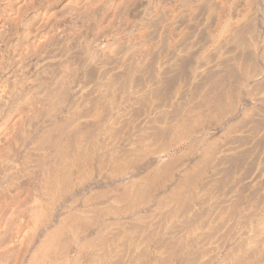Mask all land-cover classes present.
<instances>
[{
    "label": "bare ground",
    "instance_id": "bare-ground-1",
    "mask_svg": "<svg viewBox=\"0 0 264 264\" xmlns=\"http://www.w3.org/2000/svg\"><path fill=\"white\" fill-rule=\"evenodd\" d=\"M103 1H105V4L106 2L108 3L111 2L110 0H0V203L2 206H5V209L8 208V210L11 209V213H7L9 212L8 210H4L7 215L6 217L9 215H11L10 217H12L13 220H17V223L16 221L13 222V220H8V219H11L10 217H7V220H8V224L9 226L10 225V222L12 221L13 223H11L14 227H7V220H5V226L4 224H2V222L0 221V249L4 246L6 247V245H11L12 249L14 250L13 251V254L16 255L14 256L12 253H10L12 250H11V247L9 248L10 251H7L9 252L8 254H10V258L11 257H16L15 261L18 262V264H23L22 262L24 260H26V256H28L26 254V252L29 251V248L31 247V245L33 244V240L36 233H37V230H38V227L41 228L39 226L40 224V221L39 219L41 218L42 215H45L47 211H49V215L52 214L53 211H50L52 210L53 208L52 207H47L46 204L49 202L50 205H51V202L53 203V201H59V200H63V202L66 204V202L64 200H67L68 201V198L70 197L69 195L71 194V196L73 197L72 195V192L74 191L73 188L77 185L79 187V185L82 186L83 182L85 181V183L88 181L86 178H88V173H89V169L92 168L93 169V165L92 164H89V163H92V161L90 160V158L92 159L91 156H93L95 158V156L93 155V153L97 152L93 149H95V146L97 142V139H98V136L104 132L105 135L104 137L108 138L111 136V140H112V137L115 135L112 134V131H116L114 128L115 123H116V120H117V117L119 118V115L117 116V113H118V110H115V109H118L117 107L114 109L113 105L115 103H118L117 101H113V87L112 85H115L117 84L115 81H119L120 78L123 76L118 74L119 76L121 77H118L117 73V77L119 78H115V84L112 83V80H114V76L115 74H111L113 75V77L111 75H109V77L107 76V78L105 77V73H109V71L105 70V73H104V76L102 78V75L99 74V72L97 73L96 76H92V78L90 79H87L89 77V74H90V70H93L94 68L97 69L96 67L98 66L95 65V63L97 62H100L99 60H95L96 62L93 63L94 64V67L92 66L93 69H87L88 68V64L90 63L87 56L85 57H81V59H79L80 61L75 65H73L71 63V57L70 55H74L76 49L73 48V41L75 39V36H78L79 35V39H80V45L82 44V40L84 39V37L88 36L87 34H89V32L87 33V31H89V29H92L93 27H96L98 28L99 27L100 29H102L104 23H108V25L104 26V28H106L108 26V29L107 31H105L104 33V37L107 38V39H112L114 41L113 44L115 45H111V46H119L120 49L122 48L123 51L121 52L122 55L121 56H124V55H129L132 56V55H138V58L137 57H133L134 61L130 60L131 62H134V65L133 63H129L132 66V69L129 70V69H126L125 66L123 69L122 68V65L120 66L124 71L126 70V72H123L125 73L124 74V77H128L127 80L130 81V82H127L130 86L129 83L132 84L134 78L136 79V75L137 73L139 74V72L141 71L140 68L144 67L146 62L149 60L148 56L149 55H154L155 51L157 49H159L163 46L167 47V48H170L171 52L170 54L173 55L172 57L174 58L175 55H190L192 58L194 56L192 55H206L205 57V60L204 59H201L204 60V63L206 62L207 58H208V55H230V54H234V55H264V0H123L125 2H123L124 4V9L121 10V13L124 14L123 17L125 18V16H129V17H132V18H135L136 19V24H132L134 26H132L131 28H120L121 27V22L123 21L122 20V14L120 15V13L117 12V8H119L120 6H123L122 4L120 5V3H122L120 0H117V1H120V3H115L116 6L119 4V7H116V9H113L111 10V7L112 8H115L113 5L112 6H108L107 9L105 10H108L109 7H110V11L109 13H106V14H102V12L99 14L97 11H101V9L105 8V6H107V4L105 5L104 4V7L102 6L103 4L101 3H104ZM113 2V1H112ZM116 2V1H114ZM109 4V3H108ZM112 4V3H111ZM110 5V4H109ZM101 6L103 8H101ZM101 8V9H100ZM123 8V7H122ZM124 10V11H123ZM103 11V10H102ZM107 12V11H105ZM102 14V15H101ZM127 21V20H126ZM124 22V21H123ZM157 22L158 23V26H159V29L157 24L155 23ZM101 24H103L101 26ZM124 24H129L127 22H125ZM153 24H156L157 28L154 29L155 30H159V32L156 33V36L152 35L151 31H153L152 29V26ZM96 28L94 29V32L96 30ZM191 29H194L192 32H190ZM86 31V32H85ZM92 32V30H90ZM97 32V30H96ZM20 33V38L18 37L17 41L15 43H13V37L16 36V35H19ZM103 32H101L102 34ZM96 33H94L95 35ZM199 34H204L203 38L202 37L200 39V41H198V37H199ZM92 35V34H90ZM202 36V35H200ZM94 37V36H92ZM101 36L99 35L98 38H100ZM103 37V38H104ZM78 38V37H77ZM101 39V38H100ZM14 40H16V37L14 38ZM205 40V42H204ZM77 40H75L74 44H77L76 42ZM95 40H93V43ZM102 41V39H101ZM204 43H202V42ZM200 42V43H199ZM84 43V42H83ZM202 43V44H201ZM88 45V44H87ZM77 46V45H76ZM84 46L86 47L85 43H84ZM82 45L79 46L81 47V49L84 47ZM104 46V45H103ZM110 46V47H111ZM78 47V46H77ZM108 47V46H107ZM106 47V48H107ZM109 48V47H108ZM113 48V47H112ZM75 49V51H74ZM79 49V48H77ZM85 49V48H84ZM84 49L82 51H84ZM118 49V48H117ZM118 49V50H120ZM86 50V49H85ZM112 50V49H111ZM162 50H165L164 48ZM80 51V50H79ZM77 51V52H79ZM113 51V50H112ZM160 52V49L158 50ZM157 51V52H158ZM81 52V51H80ZM85 52V51H84ZM102 52V51H101ZM108 52V51H106ZM105 52V53H106ZM117 50L115 51L116 55H117ZM156 52V53H157ZM158 52V53H159ZM166 52V51H165ZM96 53V52H95ZM120 53V54H121ZM155 53V54H156ZM93 54V53H92ZM103 54V53H102ZM111 54V53H110ZM110 54H107V55H110ZM114 54V52H113ZM161 54V53H160ZM159 54V55H160ZM169 54V53H168ZM21 55H26L25 59L24 57L22 56V58L20 57ZM84 55H90V54H84ZM94 55V54H93ZM98 55V54H96ZM106 55V54H105ZM164 55V53H162L160 56ZM100 56V55H99ZM120 56V57H121ZM194 57V66L191 64V68L190 72H192V77L194 79H197V76H200V75H204V73L207 72V70H210L211 68H213L211 65L212 62L210 61H213V60H208V62H206L205 64L202 62V64H198L199 63V59L200 57ZM78 58H80L78 55H77ZM111 56H109L110 58ZM128 57V56H127ZM178 57V56H176ZM190 57V58H191ZM247 57V56H246ZM254 57V56H253ZM262 57V56H261ZM260 57V59H261ZM95 58V57H94ZM104 58V57H103ZM108 58V57H107ZM106 58V59H107ZM119 58V56H118ZM123 58V57H121ZM137 58V60H136ZM151 58V57H150ZM183 58V56H182ZM130 59V58H129ZM155 58H153L152 60L153 61H156L158 58L156 57V60H154ZM188 59V58H187ZM250 59V58H248ZM247 59V60H248ZM255 59V58H254ZM128 60V58L126 59ZM151 60V61H152ZM179 60V58H178ZM176 60V61H178ZM181 60V59H180ZM191 60V59H190ZM223 60V59H222ZM102 61V60H101ZM104 61H106L104 59ZM111 61V60H110ZM118 61V59H117ZM135 61H136V64H135ZM175 61V62H176ZM183 60L179 61V62H182ZM187 61V60H186ZM122 62V61H121ZM126 63L129 62L128 61H125ZM165 62V61H163ZM161 60H158L157 61V65H156V68L154 70L153 73H151L150 76H148L150 79H145V82H142V80H139L140 78H138V80L140 81V84L141 87H142V91L144 92H147V93H150L149 95L150 96H154L156 95V92L158 91V89H161L160 91H158L159 93L158 94H162V89H165L164 88H160L161 86H163L164 82L167 80L164 81V78H166V75H167V72H166V68H165V65L167 62H165V64L163 63ZM171 62V61H169ZM185 62V61H184ZM218 62V61H217ZM236 62V61H235ZM92 63V62H91ZM90 63V64H91ZM96 63V64H97ZM118 63V62H116ZM120 63V62H119ZM119 63L117 65H119ZM125 63V64H126ZM155 63V62H153ZM214 63V62H213ZM244 63H246L244 61ZM249 63V62H248ZM107 64H108V61H107ZM178 64V63H177ZM195 64L197 66H195ZM204 64V65H203ZM103 65V64H101ZM128 65V63H127ZM126 65V67H127ZM168 65V64H167ZM200 65V66H199ZM218 65V64H217ZM216 65V66H217ZM96 66V67H95ZM116 66V65H115ZM114 66V70L115 71V68L118 67ZM130 66V65H128ZM179 66V65H178ZM193 66V67H192ZM237 66V65H235ZM248 66V65H247ZM246 66V67H247ZM10 67L12 69V71L10 70ZM119 67V68H120ZM183 67V66H182ZM215 67V65H214ZM225 67V66H224ZM241 67H243L241 65ZM256 67V66H255ZM99 68V67H98ZM103 68V67H102ZM128 68V67H127ZM179 68V67H178ZM235 68V67H234ZM245 68V66H244ZM242 68V69H244ZM250 68V67H249ZM94 69V70H95ZM171 70V68H169ZM168 69V70H169ZM174 69V68H173ZM183 69V68H182ZM238 69V67H237ZM236 68L234 70H237ZM248 69V68H246ZM89 70V71H88ZM92 72V74L94 73L95 75V72L96 70ZM186 70V69H185ZM228 70V69H226ZM241 70V69H240ZM250 70V69H249ZM255 70V69H254ZM258 70V69H257ZM18 71H20L19 73L26 77L27 74H29L30 76L25 78L26 80L22 83H20L21 81L19 80L20 77L18 79H13L12 77L15 76V75H12L14 73H18ZM100 71V69H99ZM130 71V72H129ZM145 71V70H144ZM148 71V69H147ZM174 71V70H173ZM220 71V70H219ZM242 71V70H241ZM111 72V70H110ZM120 72V71H119ZM118 72V73H119ZM211 72V71H210ZM245 72V71H244ZM250 72V71H249ZM251 72H253L251 70ZM250 72V73H251ZM258 72V71H257ZM107 73V74H108ZM144 73H147V72H144ZM187 73V72H186ZM220 73V72H219ZM110 74V73H109ZM128 74V76H126ZM141 74V73H140ZM178 74V73H177ZM206 74H210L209 72L206 73ZM247 74H248V71H247ZM258 73H256V75L254 74L250 79H252L253 82H256L258 81L261 76H260V73L257 75ZM202 75V76H203ZM212 75V74H211ZM227 75V74H226ZM245 74L243 73V76ZM252 75V74H250ZM143 76V75H141ZM169 76H170V73H169ZM178 76V75H177ZM189 76V74H188ZM201 76V77H202ZM206 75H204L202 78H204ZM210 76V75H209ZM208 76V78H209ZM214 76V75H212ZM218 76V75H217ZM221 76V75H220ZM248 76V75H247ZM246 76V77H247ZM263 76V75H262ZM18 76H15V78H17ZM116 77V76H115ZM140 77V75L138 76ZM144 77V76H143ZM200 77V78H201ZM216 77V75H215ZM222 77V76H221ZM250 77V76H249ZM264 77V76H263ZM77 78L78 79V82L75 86H73V83L75 82L73 79ZM106 78V79H105ZM123 79L121 78L122 80L121 81H125L126 79ZM169 78V77H168ZM187 78V77H186ZM206 78V77H205ZM212 77H210L211 79ZM225 78V77H224ZM223 78V80H224ZM240 78V77H239ZM12 79V80H11ZM117 79V80H116ZM173 79V78H172ZM170 79V83L171 84V80ZM213 79V78H212ZM245 79V77H244ZM247 79V78H246ZM264 79V78H263ZM137 80V79H136ZM147 80V81H146ZM189 80V79H187ZM222 80V78L220 79V81ZM222 80V81H223ZM227 80V79H226ZM242 80V79H241ZM249 80V79H248ZM77 81V80H76ZM135 81V80H134ZM144 81V80H143ZM168 81V82H169ZM176 81V80H174ZM174 81H172L174 83ZM179 81V80H178ZM200 81V79H199ZM207 82L209 81L206 80ZM211 81V80H210ZM225 81V80H224ZM229 81V80H228ZM227 81V82H228ZM167 82V83H168ZM182 82V81H181ZM190 82V81H189ZM214 82V81H213ZM226 82V84H227ZM242 82V81H240ZM263 82V80H262ZM11 83V84H10ZM112 83V84H111ZM119 83V82H118ZM138 83V82H136ZM177 83V82H175ZM179 83V82H178ZM199 83V82H198ZM209 83V82H208ZM208 83H205L208 84ZM219 84V82H215L214 84ZM250 83V82H249ZM11 86H10V85ZM120 84V83H119ZM124 84V82H123ZM168 84V85H169ZM182 84V83H180ZM192 84V83H191ZM201 84V83H200ZM213 84V83H212ZM222 84V83H221ZM225 84V85H226ZM232 84V83H231ZM254 84V83H253ZM261 84V83H260ZM263 84V83H262ZM118 85V84H117ZM121 85V84H120ZM139 85H137L138 87H140ZM167 85V87H168ZM204 85V83H203ZM224 85V84H223ZM239 85V84H238ZM258 85V84H257ZM256 85V86H257ZM193 86V85H192ZM207 86V85H206ZM228 86V85H227ZM226 86V87H227ZM240 86V85H239ZM254 86V85H252ZM263 86V85H261ZM116 87V86H115ZM118 87V86H117ZM121 87V86H120ZM119 87V88H120ZM126 87V86H125ZM124 87V88H125ZM134 87V86H133ZM178 87V85H177ZM181 87V85H180ZM180 87H178V89H180ZM195 87V86H194ZM199 86H197L198 88ZM203 86H201L202 88ZM234 87V86H233ZM264 87V86H263ZM262 87V88H263ZM128 88V87H126ZM130 88V87H129ZM169 88V87H168ZM171 88V87H170ZM183 88V86L181 87ZM200 88V87H199ZM205 88V87H203ZM211 89L210 90H214L212 87H210ZM235 88V87H234ZM248 88V87H246ZM254 88V87H253ZM260 88V87H258ZM257 88V89H258ZM115 89V88H114ZM118 89V88H117ZM136 89V87L134 88ZM206 89V88H205ZM233 89V88H232ZM240 89V88H239ZM255 89V88H254ZM113 90V91H112ZM119 90V89H118ZM141 90L138 89V92L136 91L134 94L137 95L136 93H140L141 94ZM176 90V89H175ZM174 89H172V91L174 92L175 91ZM186 90V89H185ZM184 90V92H185ZM209 90V89H207ZM217 90V89H216ZM235 90V89H234ZM245 90V89H244ZM249 91V89H247ZM259 90H262L261 88ZM134 90H132L131 92H133ZM171 91V93H172ZM192 91V90H191ZM247 91V92H248ZM129 92V91H128ZM165 92V91H164ZM182 92V91H181ZM194 92V91H193ZM167 93V92H166ZM175 93V92H174ZM179 93V92H177ZM183 93V92H182ZM181 93V96L183 97L184 94ZM222 93H224L222 91ZM229 93V91H228ZM237 93V91L235 92ZM261 93V92H259ZM256 92V94L252 95V97L254 99H256V95L259 94ZM129 94V93H128ZM143 94V93H142ZM141 94V95H142ZM169 94V92H168ZM221 94V93H220ZM225 94H227L225 92ZM238 94V93H237ZM247 93H245L246 95ZM253 94H254V91H253ZM145 95V93H144ZM142 95V99H146V101L149 100V95L146 94L145 96H147V98H145V96ZM175 96L173 97H176L177 94H174ZM180 95V94H179ZM212 95V94H211ZM224 95V94H223ZM244 95V94H243ZM248 95H249V92H248ZM115 96V95H114ZM129 96V95H128ZM127 96V97H128ZM133 96V94H132ZM139 96V95H138ZM157 96V95H156ZM155 96V98H156ZM159 96V95H158ZM157 96V97H158ZM167 96V95H166ZM171 96V95H170ZM168 96V97H170ZM180 96V97H181ZM220 96V95H219ZM222 96V95H221ZM220 96V97H221ZM240 96V94L238 95ZM257 96V97H258ZM144 97V98H143ZM150 97L152 100L153 98ZM173 97L171 99H173ZM178 96V98H180ZM181 97V99H182ZM206 97V96H205ZM204 97V98H205ZM209 97V96H208ZM207 97V98H208ZM218 97V95H217ZM218 97V99L220 98ZM237 97V96H236ZM236 97H232L233 98H236ZM246 97V96H245ZM108 98H111V99H108ZM119 98V97H118ZM124 98V97H122ZM140 98V99H141ZM154 98V99H155ZM169 98V99H170ZM184 98V97H183ZM203 98V97H202ZM205 98V99H207ZM215 98V97H214ZM226 98V97H225ZM260 98V97H259ZM263 98V97H262ZM108 99V101L106 100ZM150 99V100H151ZM160 99V98H159ZM181 99L179 101H181ZM185 99V98H184ZM191 99V98H190ZM193 99V98H192ZM191 99V101H192ZM216 99V100H218ZM230 101H231V98H229ZM238 99V98H237ZM264 99V98H263ZM118 100V99H117ZM139 100V99H138ZM149 100V102H150ZM174 100V99H173ZM183 100V99H182ZM189 100V99H187ZM194 100V99H193ZM196 100V99H195ZM200 100V99H199ZM204 100V99H202ZM209 100V99H208ZM222 100V98H221ZM225 100V99H224ZM239 99H238V102H240ZM262 100V99H261ZM259 99V101H261ZM140 101V100H139ZM142 101V100H141ZM156 101V100H155ZM166 101V100H165ZM168 101V99H167ZM170 101V100H169ZM190 101L191 105H192V102ZM229 101V102H230ZM237 101V100H236ZM251 101V100H250ZM257 101V100H256ZM115 102V103H114ZM128 102V101H126ZM147 102V103H149ZM158 102V101H156ZM155 102V103H156ZM210 102V101H209ZM221 102V101H220ZM227 102V101H226ZM232 102H235V101H232ZM232 102H231V105H232ZM254 102V101H253ZM140 103V102H139ZM146 103V104H147ZM153 103V102H151ZM159 103V102H158ZM161 103V102H160ZM159 103V104H160ZM163 103V101H162ZM161 103V106L163 105ZM169 102H167L166 104L168 105ZM185 103H188V102H185ZM183 102V105L182 106H186L184 105L185 104ZM189 103V104H190ZM212 103V102H211ZM211 103H207L206 107L208 106L209 110L205 108L206 112H203L205 110H202L201 108H199L198 106L200 105H197L196 104V107H193V106H190L188 104V106L186 107H181L182 109H177V111L175 112L174 110L171 111L172 115L173 113H175L174 116H172L171 119H168L169 116H166V119L164 121V119L162 117H160V120L162 118V121L165 122L164 126L160 129H159V125L157 126L158 129H155L157 131H160L161 135H156L155 130L154 131H151L152 134H150L151 132L148 131L149 127L146 128L147 126H145L144 130L142 129V131L144 132V134L142 133V137L140 134V141L138 139V137H136L137 135L136 134H133V136L138 140V143H139V146L135 144V148H134V151L137 152L136 154L132 155L130 153L134 152L132 150V152L128 151L129 149H126L127 152L122 149L124 151V154L126 152V154L128 152L129 155H131V157L128 155L127 157L128 158H132L133 156L136 157V155L138 156V154L142 153L141 155L139 154V156H143L144 155V159L143 157H137V160H141V162H143L146 157L148 156H153V157H158L160 156L161 154L163 153H167V152H170L171 149L173 148H182V146L186 145V144H189L191 145L192 148H194L196 145V143H198L199 139H195L196 136L199 134V133H204L205 132V129H214L215 127H219V126H224V118L227 117L226 116V112L224 113L225 114V117L222 113L223 110L219 111V109H216L215 110H218L219 112H221V114L223 115L218 117V113L214 111H212V108L215 106H211ZM218 103V102H217ZM224 103V102H223ZM243 103V102H242ZM258 103V102H257ZM179 104V103H178ZM199 104V103H198ZM240 104V103H239ZM89 105H92V109H89ZM117 105V104H116ZM143 105V104H142ZM149 105V106H148ZM147 106L150 107V103L148 104ZM203 105V104H202ZM220 105V104H219ZM229 105V104H228ZM236 104H234L233 107H236L235 106ZM244 105V104H243ZM147 106H145V108L147 109ZM154 106V105H153ZM158 107V104L155 105L154 107H152V109L154 108L156 110L155 107ZM160 106V107H161ZM212 108H211V107ZM222 107H220L221 109L223 108V105H221ZM225 106V105H224ZM238 106V105H237ZM119 107V106H118ZM163 107V106H162ZM165 107V106H164ZM163 107V108H164ZM172 107V106H171ZM217 107V106H216ZM231 107V106H229ZM246 107V105L244 106ZM252 107V106H250ZM104 108H106L104 110ZM144 108V109H145ZM159 108V107H158ZM157 108V110H158ZM219 108V107H218ZM242 108V107H241ZM248 108V107H247ZM246 108V109H247ZM255 108V107H254ZM257 108H260V107H257ZM160 109V108H159ZM231 109V108H230ZM236 108H234L235 110ZM251 109V108H250ZM128 110V109H127ZM162 110V108H161ZM226 110V109H224ZM238 110V109H237ZM259 110V109H258ZM104 111L106 113H108L107 117L103 116V113ZM129 111V110H128ZM145 111V110H144ZM143 111V112H144ZM148 113H153L152 111L149 110L148 108ZM160 111V110H159ZM163 111V110H162ZM166 111V110H165ZM164 111V112H165ZM248 111V112H247ZM247 113L251 114V112H249V109H247ZM251 111V110H250ZM262 111V110H261ZM264 111V110H263ZM262 111V113H263ZM146 112V111H145ZM161 112V111H160ZM228 112V111H227ZM256 112V110L254 111ZM150 113V115H152ZM157 112H155L156 114ZM170 113V111L168 112V114ZM205 113V114H204ZM229 113V112H228ZM231 113V112H230ZM234 115L236 113L232 112ZM240 111L237 113L239 115ZM120 114V113H119ZM128 114V113H127ZM136 114V113H135ZM142 114V113H141ZM231 114V115H233ZM241 114V113H240ZM245 116L247 114H245V112L243 113ZM258 114V113H257ZM126 115V114H125ZM229 115V114H227ZM230 115V116H231ZM233 115V116H234ZM252 115V114H251ZM262 115V114H261ZM264 115V114H263ZM121 116H123V113H121ZM120 116V117H121ZM129 116V115H128ZM142 116V115H141ZM157 116H160V115H157ZM212 116V117H211ZM230 116L228 118H230ZM231 116V118L233 117ZM244 116V117H245ZM104 117V118H103ZM150 117V116H149ZM207 117H211V118H216V119H209L208 122H210L211 120H216L215 122L216 123H211L210 124H207ZM241 117V116H240ZM238 116V118H240ZM106 118V119H105ZM146 118V117H145ZM154 118V117H153ZM236 118V117H235ZM260 118V116H259ZM129 119V118H128ZM156 119V118H155ZM241 119H243L241 117ZM240 119V120H241ZM263 119V116L262 118ZM125 120V119H124ZM154 120V119H153ZM158 120V118H157ZM156 120V121H157ZM160 120H158V124L160 122ZM233 121V119H231ZM236 120V119H235ZM239 120V119H238ZM119 121V119H118ZM118 121L116 123V125L118 124ZM123 121V120H122ZM128 121V120H127ZM132 121V120H130ZM144 121V120H143ZM155 121V122H156ZM226 121V120H225ZM250 121V120H249ZM248 121V122H249ZM258 121V119H257ZM260 121V120H259ZM121 122V121H120ZM140 123L142 122L139 121ZM149 122V121H148ZM237 122H240V121H237ZM147 123V122H146ZM150 124L152 123L153 124V121L151 120V122H149ZM253 123V122H252ZM257 123V122H256ZM263 122H260L258 124H262ZM123 124V122H122ZM144 124V122L142 123ZM163 124V122H162ZM161 124V125H162ZM228 126L227 127V130L226 133L222 134V135H225V134H228L227 132H229V134L231 133L234 127L233 124H229V123H226ZM264 124V123H263ZM237 125V123H236ZM119 126V125H118ZM122 126V125H121ZM130 126V125H129ZM137 126V125H136ZM143 126V125H142ZM151 126V125H150ZM246 126V125H245ZM258 126V125H257ZM135 127V126H134ZM138 127V126H137ZM144 127V126H143ZM154 124H153V129H154ZM236 127V126H235ZM234 127V128H235ZM260 127V126H259ZM262 127V125H261ZM123 128V127H122ZM125 128H128V126ZM139 128V127H138ZM141 128V127H140ZM224 129H226L225 127H223ZM222 128V129H223ZM237 128V127H236ZM114 129V130H113ZM124 129V128H123ZM122 129V130H123ZM129 129H132V128H129ZM126 132H128V130ZM135 129V128H134ZM146 129L148 132H146ZM218 129V128H217ZM221 129V127H220ZM218 129V130H220ZM223 129V130H224ZM150 130L151 127H150ZM222 130V131H223ZM241 130H242V127H241ZM254 130V129H253ZM118 131V130H117ZM120 131V129H119ZM118 131V132H119ZM124 131V130H123ZM122 131V133H123ZM132 131V130H130ZM137 131V130H136ZM208 131V130H207ZM111 135H107V134H110ZM135 131H133L134 133ZM150 132V133H149ZM213 132V131H212ZM216 132V131H215ZM225 132V131H224ZM234 132V131H233ZM235 132H238V135H239V132L241 133L242 131H239V130H236ZM234 132V133H235ZM254 132V131H253ZM256 132V131H255ZM95 133V134H94ZM121 133V132H120ZM125 133V132H124ZM139 133V132H138ZM145 133H148V134H145ZM155 135H154V134ZM202 133V135H203ZM219 133V132H218ZM222 133V132H221ZM220 133V134H221ZM245 133V132H244ZM252 133V132H251ZM254 134V133H252ZM120 135V134H119ZM127 135V134H125ZM136 135V136H135ZM200 135V134H199ZM255 135V134H254ZM263 135V134H262ZM261 135V136H262ZM117 136V135H116ZM115 136V137H116ZM128 136V135H127ZM131 136V135H130ZM129 136V139H132V137L130 138ZM164 136L166 138H164ZM226 136V135H225ZM231 136V134L229 135ZM237 136V135H236ZM91 137V139L94 141V145L92 146L90 143H89V146L91 145V150H93L92 153H90V147H88L87 143L85 142H88L89 141V138ZM103 137V138H104ZM203 137V136H202ZM219 137V136H218ZM227 137V136H226ZM247 137V136H246ZM86 138H88L86 140ZM164 138V139H163ZM167 138H169L170 140H174L173 142H170V145L168 144H164L163 141L166 140ZM230 138V137H229ZM114 139V138H113ZM120 139V137H119ZM168 139V140H169ZM228 139V138H227ZM242 139V138H241ZM253 139V138H252ZM107 140V139H105ZM111 140H109V143L112 142ZM124 140V139H122ZM136 140V141H137ZM167 140V141H168ZM169 140V141H170ZM210 140V139H209ZM219 140V139H218ZM217 138H216V143L215 142H211V143H206V144H203L202 147L200 148V151L198 153V156H196V158H200V161H197L199 159H197L196 161L198 163H203V167L202 169L205 170V167H209L210 165L214 164V162L218 161V162H223V160L227 159L228 156L237 148V146H235V142L233 143L234 145L228 143L229 140H227L228 142H226L227 144H225L223 142L222 144V147L218 148V146L216 147L217 143L219 145V142H218ZM221 140V139H220ZM223 140V139H222ZM243 140V139H242ZM241 140V141H242ZM132 141V144H134L133 140ZM200 141H203L200 139ZM213 141H215V139H213ZM232 141V140H231ZM246 141V140H245ZM256 141V140H255ZM259 141V139H258ZM114 142V140H113ZM112 142V143H113ZM121 142V141H120ZM125 142V141H124ZM130 142V140H129ZM195 142V143H194ZM233 142V141H232ZM237 142V141H236ZM250 142V141H249ZM262 142V141H261ZM100 143V142H99ZM122 143V142H121ZM127 143V142H125ZM125 147H127L126 145L128 144H125ZM137 143V142H136ZM137 143V144H138ZM240 143V142H239ZM243 143V142H241ZM240 143V146H242ZM260 143V142H259ZM87 146H86V145ZM101 144V143H100ZM111 144V143H110ZM195 146H194V145ZM221 144V143H220ZM237 144V143H236ZM253 144V143H252ZM113 145V144H112ZM116 145V143L114 144ZM114 145H113V148H114ZM130 145V144H128ZM238 145V144H237ZM247 145V144H246ZM103 146V145H102ZM105 146V145H104ZM111 146V145H110ZM117 147H121V146H118V143L116 145ZM98 146L96 145V148ZM101 147V146H100ZM116 149L118 150L119 148ZM187 147H189L187 145ZM189 147V148H191ZM198 147V146H197ZM93 148V149H92ZM108 148V147H107ZM139 148V149H138ZM188 148V149H189ZM191 148V149H192ZM199 148V147H198ZM240 148V147H238ZM98 149V148H97ZM101 149H104L103 147ZM109 149V148H108ZM112 149V147L110 148ZM115 149V148H114ZM113 149V151H114ZM133 149V148H131ZM197 149V148H196ZM262 149V148H261ZM105 150H106V147H105ZM116 150V151H117ZM187 150V149H186ZM193 150V149H192ZM101 151V150H99ZM139 151V152H138ZM188 151V150H187ZM249 151V150H248ZM112 152V151H111ZM115 152V151H114ZM190 151H188L186 153L189 154ZM194 152V151H192ZM101 153V152H99ZM117 153V152H116ZM120 153L123 154V152L121 151L120 149ZM91 154V155H90ZM169 154V153H168ZM194 154V153H193ZM96 155V154H95ZM117 155V154H116ZM192 155V153L190 154ZM256 155V154H255ZM102 156V154H101ZM110 156V155H108ZM163 156V155H161ZM184 156V155H183ZM236 156V155H235ZM233 156V157H235ZM98 157V155H97ZM125 157V158H127ZM147 157V158H148ZM195 157V156H194ZM231 158V155L229 156ZM232 157V159H233ZM239 157V156H238ZM114 158V157H113ZM118 158V157H117ZM113 159L114 160H117L116 162H118L119 158L118 159ZM188 158V157H187ZM240 158V157H239ZM98 159V158H97ZM102 159H103V156H102ZM105 159V158H104ZM183 159V158H182ZM181 159V160H182ZM238 159V158H237ZM236 159V160H237ZM262 159V158H261ZM101 160V159H99ZM128 160V159H127ZM136 158L135 159H130L128 161H126L125 163H123V160L121 161V165L120 166H116L117 168L114 169L113 171L115 172L116 170L118 171L119 170V175L121 173V175L123 174V176H126V178H132V180H127L125 182H127V184H125V189H123L124 191L119 195L117 196H114V197H110L109 194H105L104 191H101L102 193H104V195H107V197L109 196V198H112L115 202V200H117L115 203H118V201L120 200L123 201V200H128V199H134V202H138L141 198H143L144 196V199H145V192L144 189L142 187L145 188V182L148 180H145L144 177H140L138 179H135V174L133 175V171L130 169L128 170V168H132L131 166H137V161ZM149 160V158H148ZM228 160V159H227ZM235 160V159H234ZM232 160V161H234ZM241 160V159H240ZM97 161V160H96ZM104 161V160H102ZM153 161V160H152ZM154 161H158V160H155ZM196 161H194V164L196 166L197 163H195ZM120 162V161H119ZM141 162H139L141 164ZM179 162V161H178ZM227 162V161H225ZM262 162V161H261ZM94 163V162H93ZM99 163V162H98ZM113 163V162H112ZM153 163V162H152ZM230 163V162H228ZM235 163V162H234ZM240 163V162H239ZM88 164L89 166V169H88V172H87V175L84 174V168H88L86 165ZM101 164V163H99ZM115 164V162H114ZM118 164V163H117ZM140 164L138 166H140ZM171 164V163H170ZM220 165L219 163H215L214 165ZM252 164V163H251ZM92 165V166H91ZM102 166H100V168L98 169H101L100 172L102 173V169H103V162L101 164ZM168 165V163L166 164ZM173 165V164H172ZM200 165V164H198ZM213 165V167H214ZM225 166V164H222ZM150 166V165H149ZM165 166V165H164ZM192 167L194 165H191ZM221 166V165H220ZM228 166V165H227ZM98 166L95 167V169L97 168ZM102 167V168H101ZM151 167V166H150ZM156 167V166H155ZM201 167H197L198 170L201 169ZM211 167V166H210ZM211 167V168H213ZM138 169V167H136ZM154 168V167H153ZM152 168V169H153ZM191 168V167H190ZM215 168H218V166L214 167V169L212 170H215ZM221 168V167H220ZM239 168V166H238ZM193 171L194 168H192ZM208 168H206L207 170ZM210 169V168H209ZM126 170H128V172L132 171L133 173H131L133 176L130 177V173L128 174V172H126ZM169 170V169H168ZM219 170V169H218ZM224 170V169H223ZM261 170V169H260ZM92 171V170H91ZM97 171V170H95ZM192 171V173H193ZM197 171V169H196ZM94 172V171H93ZM99 172V171H97ZM188 172H191V171H188ZM187 172V173H188ZM201 172V171H200ZM199 172V173H200ZM204 172V171H202ZM201 172V174H202ZM215 172V171H213ZM217 172V171H216ZM95 173V172H94ZM100 173V174H101ZM116 172V175L118 174ZM137 173V172H136ZM146 173V172H145ZM150 173V172H149ZM153 173V172H152ZM185 172L184 174L187 176L190 177V175ZM198 171L194 172L195 175H197ZM198 173V174H199ZM259 173V172H258ZM183 174V175H184ZM201 174H199L198 176H200ZM250 174V173H249ZM92 175V172L89 174V176L91 177ZM99 175V173H98ZM111 175V174H110ZM112 175H113V172H112ZM117 175V176H119ZM139 175V174H138ZM141 175V174H140ZM139 175V176H140ZM147 175V174H146ZM145 175V176H146ZM157 175V174H156ZM185 175H184V178H185ZM204 175V174H203ZM256 175V174H255ZM100 176V175H99ZM109 176V174H108ZM114 176V175H113ZM137 176V175H136ZM151 176V175H150ZM198 176H193L194 178L197 177L199 178ZM213 176V174H212ZM223 176V174H222ZM110 177V176H109ZM122 177V176H121ZM173 177V176H172ZM192 176H191V180L194 179ZM210 177V176H209ZM256 177V176H254ZM258 177H260L258 175ZM257 177V178H258ZM93 178V177H91ZM114 178V177H113ZM125 178V177H124ZM125 178V179H126ZM152 178V177H151ZM216 178V177H215ZM116 179V178H115ZM153 179V178H152ZM181 179V178H179ZM196 179V178H195ZM194 179V181H195ZM200 179V178H199ZM198 179V180H199ZM87 180V181H86ZM113 180V179H112ZM145 182H144V181ZM150 180V179H149ZM186 180H189L186 179ZM196 180V183L197 181ZM201 180V179H200ZM213 180L215 179H212V182ZM221 180V178H220ZM225 180V179H224ZM255 180V179H254ZM253 180V181H254ZM155 180H153L152 182H154ZM185 181V180H184ZM190 181V180H189ZM188 181V183H189ZM194 181H191L192 183H189V186L187 185L186 183V187L189 188L190 185L193 186V183H195ZM149 182V181H148ZM151 182V183H152ZM156 182H159L157 179L155 181ZM77 183V184H76ZM143 185H142V184ZM147 183V182H146ZM150 183V182H149ZM176 183V182H175ZM175 183L173 185H175ZM196 183L194 185H196ZM199 183V181H198ZM96 184V183H95ZM101 184V183H100ZM148 184V183H147ZM146 184V185H147ZM159 184V183H158ZM157 184V186H158ZM178 185V181L176 183ZM207 184V183H206ZM246 184V183H245ZM86 185V184H85ZM84 185V186H85ZM122 185V184H121ZM149 185V184H148ZM148 185H147V189L148 188ZM152 185H154V183H152ZM161 185V184H159ZM173 185L171 188H173ZM204 185V184H203ZM234 185V184H233ZM156 186V184H155ZM185 186V184H184ZM198 185H196L197 187ZM77 187V189H78ZM86 187V186H85ZM115 187V186H114ZM151 187V186H149ZM175 187V186H174ZM180 187V186H179ZM179 187L176 189L174 188V190H178L179 192ZM195 188V186H193ZM246 187V186H245ZM152 189L154 187H151ZM150 188V189H151ZM170 188V189H171ZM192 188V187H190ZM189 188V189H190ZM210 188V187H209ZM76 189V188H75ZM112 189V188H111ZM110 189V190H111ZM183 189V187H182ZM193 189V188H192ZM191 189V191H192ZM248 189V188H247ZM73 190V191H72ZM146 190V189H145ZM172 189V191H174ZM186 190V188L184 187V189L182 191ZM230 190V189H229ZM246 190V189H245ZM80 191V190H78ZM149 191V190H147ZM146 191V192H147ZM166 191V190H165ZM170 191L172 194L174 192ZM181 191V190H180ZM190 191V192H191ZM97 192V191H96ZM95 192V193H96ZM108 192V191H107ZM112 192V191H111ZM110 192V193H111ZM150 193L152 191H149ZM169 191H167L168 193ZM176 192L178 195L181 194V196L183 195V193L181 192ZM189 192V191H188ZM212 192V191H211ZM78 193V192H77ZM81 193V192H80ZM92 193V192H91ZM94 193V194H95ZM101 194V196H103V194ZM142 193H143V196H142ZM166 193V192H165ZM174 193V195L176 194ZM82 194V193H81ZM99 194L98 192L96 193V195ZM100 194L97 195L99 196L98 197V200H103V197L100 198ZM116 194V193H115ZM149 193L147 192V195ZM164 194V193H163ZM162 194V195H163ZM169 194V193H168ZM168 194H164L163 197V202H164V199H165V196L168 195ZM176 194V195H177ZM189 194V193H188ZM76 195V194H75ZM93 195V194H92ZM112 195V194H111ZM152 195V194H149V196ZM170 195V194H169ZM168 195V196H169ZM175 195V196H176ZM177 195V196H178ZM228 195V194H227ZM80 196V195H79ZM141 196V197H140ZM191 197L192 199V196L189 194L188 197ZM75 197V196H74ZM85 197V195H84ZM90 197V200L92 202V200L94 201V196H92V199H91V196ZM94 197V198H93ZM106 197V196H105ZM105 197H104V200L103 201H107L105 200ZM106 197V198H107ZM148 197V196H147ZM153 196H151L152 198ZM161 197V198H162ZM173 196L171 195V198ZM184 197L183 196L181 197V199L183 198V200L181 199H178L180 200V203H184V199H185V203L186 202H189V198L187 196H185L184 194ZM77 198H79L77 196ZM87 198L88 200V197L86 196L85 199ZM97 198V197H96ZM100 198V199H99ZM139 198V199H138ZM149 198V197H148ZM170 198V199H171ZM174 198V197H173ZM180 198V196L178 197ZM188 198V199H187ZM206 198V197H205ZM9 199H11L10 201H8ZM76 199V198H75ZM129 200L127 202H130L128 203L129 207L130 208H135L133 207L132 205H138L137 203H134L132 204L133 202V199L132 200ZM137 199V200H136ZM160 199V198H159ZM168 199V198H166ZM165 199V201H166ZM175 199V198H174ZM177 199V198H176ZM175 199V200H176ZM190 199V201H191ZM30 201L31 203H33V206L32 207H29L31 208L29 210V208H27V212L29 213L30 212V216L32 219V225H31V229L29 231V233H25L23 230H21V227H23L22 223L24 221H22V219L24 220V216L26 217V215H23V216H20L22 214H25L26 210L23 211L20 209L21 206H25V204H28V201ZM80 200V199H79ZM86 200V201H87ZM110 200V199H109ZM169 200V199H168ZM167 200V201H168ZM174 200V201H175ZM177 200V201H178ZM259 200V199H258ZM27 203H26V202ZM43 201H47L44 206H46V210L42 207L43 205ZM78 200H76L75 202H77ZM124 201V203L127 204V202ZM143 201V200H142ZM141 201V202H142ZM150 201V200H149ZM161 201V199H160ZM170 203L168 204H172L173 202L170 200L168 201ZM183 201V202H181ZM25 204H24V203ZM42 202V203H41ZM83 204L85 205V203H88V202H85V200H83ZM96 202V201H95ZM101 202V201H100ZM113 201L111 202L114 203ZM145 202V201H144ZM143 202V203H144ZM146 202L147 201V198H146ZM176 202V201H175ZM174 202V203H175ZM58 203V202H57ZM68 203V202H67ZM90 203V202H89ZM88 203V204H89ZM93 203V202H92ZM122 203V202H121ZM140 203V201L138 202ZM142 203V205H144ZM162 203V202H161ZM164 202V204H166ZM179 203V202H178ZM179 203V204H180ZM237 203V202H236ZM242 203V202H241ZM5 204V205H4ZM16 204V205H14ZM82 204V206H83ZM86 204V205H88ZM102 204V202H101ZM105 204V203H104ZM109 203V209L110 211L112 212L113 211V216L116 217V214L118 213V209H120V207H118L117 209V204L115 205H111ZM124 204V205H126ZM141 204V203H140ZM167 204V205H168ZM177 204V202H176ZM175 204V205H176ZM178 204V205H179ZM189 204V203H188ZM233 204V203H232ZM248 204V203H247ZM264 204V203H263ZM1 205H0V208H1ZM9 205H13L10 206L9 208ZM48 205V204H47ZM107 205V204H105ZM119 205V204H118ZM163 205V204H162ZM165 205V206H167ZM177 205V206H178ZM235 205V204H234ZM49 206V205H48ZM53 206V204H52ZM97 206V205H96ZM112 210H111V208ZM115 206V207H114ZM127 205L126 207L129 208ZM156 206V205H155ZM169 206V205H168ZM167 206V207H168ZM174 206V204H173ZM177 206H174V207H177ZM237 206V205H236ZM15 207V208H14ZM60 207V206H59ZM58 207V208H59ZM105 207V208H104ZM106 207L107 206H103L102 208L104 209H98V208H95V211L94 210H89V209H86L87 213L89 211L88 214H92L94 212L95 214V217H100L101 218V214L103 212V214H106L108 216V214L110 215L111 213H108L109 211L105 212L104 211L106 210ZM126 207L124 208L125 211L127 210L129 212V210L131 209H126ZM142 207V206H141ZM172 207V208H174ZM181 207V206H180ZM49 208V209H47ZM52 208V209H50ZM63 208V207H62ZM117 209L116 212H114L113 209ZM122 208V207H121ZM140 208V207H139ZM170 208V207H169ZM179 208V207H178ZM178 208L176 210H178ZM246 208V207H245ZM248 208V207H247ZM255 208V207H254ZM258 209V207H256ZM2 209V208H1ZM70 209V208H69ZM92 209V208H91ZM144 209V208H143ZM160 209V207H159ZM181 209V208H180ZM237 209V208H236ZM250 209V208H248ZM246 209V210H248ZM46 211L45 214H43V211ZM63 210L66 211V208ZM79 208L77 210H75V212H79ZM100 210V213L98 212V216H96L97 214L95 213L96 211ZM101 210H103L101 212ZM133 210V209H132ZM136 210L137 207H136ZM156 210V209H155ZM172 210V209H171ZM183 210V209H182ZM21 211H23L24 213H22ZM122 211H124L122 209ZM126 211V212H127ZM134 211V210H133ZM150 211V210H149ZM170 211V210H169ZM256 211V209H255ZM1 212V210H0ZM83 212V211H82ZM82 212H79L78 215ZM119 212H121L119 210ZM125 212V213H126ZM132 212V211H131ZM140 212V211H139ZM143 212V211H142ZM153 212V211H152ZM156 212V211H155ZM171 212V211H170ZM254 213V211H251V213ZM116 213V214H115ZM122 213V212H121ZM136 213V211H135ZM146 213V212H145ZM148 213V212H147ZM157 213V212H156ZM172 213V212H171ZM170 213V214H171ZM194 213V212H193ZM249 213V212H248ZM3 215H5V213H2ZM48 214V213H47ZM59 214V213H58ZM65 214V213H64ZM71 214H75L74 211L72 213L69 214H66V216L64 215V217H62L63 219L66 218L67 216H69L68 218L71 217ZM115 214V215H114ZM123 214V213H122ZM131 214V213H130ZM137 214V213H136ZM135 214V216H137ZM142 214V213H141ZM158 214V213H157ZM173 214V213H172ZM213 214V213H212ZM3 215H0L3 216ZM48 215V216H49ZM74 215V216H75ZM100 215V216H99ZM105 216V218H107ZM121 215V214H120ZM145 214H143V217H144ZM148 216L150 214H147ZM159 215V214H158ZM197 215V214H196ZM250 215V214H249ZM255 215V214H254ZM264 215V214H263ZM263 215H259V217L261 216L262 219H260L258 216H257V219H260L258 220L259 222L256 223L257 221H255L254 225H253V228H250V231L251 229H256L254 230L255 232L251 231L252 234H248V240L246 239L245 241V250H242L243 246L241 247H238L239 250L244 254L242 255V253L240 252H236L238 255H236L234 258V254H236L235 252H231L233 254L232 256V259L234 261H236L237 264H264V218H263ZM90 216V215H89ZM92 216L94 217V215L92 214ZM117 216H119V213L117 214ZM122 216V215H121ZM170 216V215H169ZM219 216V215H217ZM246 216V215H245ZM4 217V216H3ZM23 217V218H21ZM46 217V215L44 216ZM42 218V219H45V218ZM53 217V215H52ZM55 217V216H54ZM77 217V216H76ZM76 217H72L74 219H76ZM94 217V218H95ZM151 217V216H150ZM159 217V216H158ZM157 217V218H158ZM173 217H175V215H173ZM248 217V216H247ZM255 217V218H254ZM253 218L256 219V216H254ZM2 218V217H1ZM0 218V220H1ZM48 219L51 218V215L49 217H47ZM46 218V219H47ZM60 218V217H59ZM79 218H81L79 216ZM99 218V219H100ZM109 218H113V217H110ZM133 218V217H132ZM139 218V217H137ZM146 218V217H144ZM181 218V217H180ZM252 218V217H251ZM6 219L5 217L3 218V220ZM47 219V220H48ZM117 219V217L115 218ZM122 219V218H121ZM161 219V218H160ZM170 219V218H169ZM211 219V218H210ZM217 219V218H216ZM256 219V220H257ZM2 220V221H3ZM22 223H21V221ZM46 220V221H47ZM54 220V219H53ZM52 220V221H53ZM61 220V219H60ZM68 219L66 218V221ZM72 220V219H71ZM80 220V219H79ZM78 218H77V223H78ZM102 220V219H101ZM112 220V219H111ZM114 220V219H113ZM135 220H136V217H135ZM144 220V219H143ZM168 220V219H167ZM225 220V218H224ZM26 221V220H25ZM58 221V220H57ZM62 221V225L64 223V225H66L65 221L63 222ZM91 221V220H89ZM116 220H114L115 222ZM119 221V220H118ZM116 221V222H118ZM140 221V219H139ZM142 221V220H141ZM195 221V220H194ZM20 222V224H19ZM27 222V221H26ZM48 222V221H47ZM46 222V224H48ZM75 222V221H74ZM80 222V221H79ZM108 224H110L109 221H107ZM113 222V221H112ZM120 222V221H119ZM125 222V221H124ZM138 222V221H137ZM226 222V221H225ZM247 222V221H245ZM252 222V220H251ZM250 222V223H251ZM16 223V224H15ZM30 223V222H29ZM52 223V222H51ZM55 223V221H54ZM61 223V222H60ZM81 223V222H80ZM79 223V225H80ZM90 224H93L92 221L89 222ZM89 223H86L84 229L87 227V225ZM97 223V222H96ZM102 223V222H101ZM181 223V222H180ZM241 223V222H240ZM250 223L247 225V229H249L248 226H251ZM45 224V223H44ZM57 226L60 225V227H57L55 228H52L53 231L49 232V234H45L46 235V238L44 240V238H40L42 236L39 237V239H43V241L41 242L42 244V247L40 250V253L37 252L36 248L35 249V246H34V249L36 251H33L31 252L30 251V255L28 257L31 258V253L33 254L32 256V259L31 261H33L34 263L36 264H44L43 262H45V259L49 253V255H53V254H56L54 253L52 250H51V247L52 249H57L60 247L59 249V254H64L63 251H65V253L68 254V250H70L69 246L71 247L72 246V243H73V238L72 236L70 237V239L72 240V243L71 241H69V243H71V245H67L68 246V250L66 249L67 246L65 245L66 248L64 249H61L62 245L61 242L60 245L62 246H59L58 248H56L57 246H54V245H57L58 242H56V238L57 237H60L62 235L60 234H63L65 236L69 235V233L67 234L68 232V227L66 225V227L62 226L61 227V224H57L55 223ZM68 224V222H67ZM89 224V225H90ZM98 224V223H97ZM112 226H113V223H111ZM119 224L121 223H118L115 224V226H119ZM138 224V223H137ZM136 224V225H137ZM140 224V223H139ZM148 224V223H147ZM168 224V223H167ZM22 225V226H20ZM42 225V224H41ZM51 226V224H49ZM78 224L75 223V227L77 226ZM125 225V224H124ZM132 224H129L128 226L131 227ZM144 225V224H143ZM166 225V224H165ZM221 225V224H220ZM231 225V224H230ZM256 225V226H255ZM20 226V227H19ZM84 226V225H83ZM82 226V227H83ZM91 226V225H90ZM96 226V224L94 223V226L92 225V227L94 228ZM100 226V224H99ZM122 225H120L118 229H120ZM134 226V225H133ZM141 226V225H140ZM146 226V225H145ZM188 226V225H187ZM229 226V225H228ZM246 226V224H245ZM255 226V227H254ZM30 227V226H28ZM44 227V226H43ZM47 227V226H46ZM45 227V228H46ZM53 227V225H52ZM74 227V228H75ZM91 227V228H92ZM98 227V226H97ZM97 227H95L93 230H95ZM123 227V226H122ZM127 227L124 226V228ZM169 227V226H168ZM192 227V226H191ZM220 227V226H219ZM49 228V226H48ZM78 228V226H77ZM76 228V230H77ZM105 228V226H104ZM103 228V229H104ZM109 228V227H108ZM108 228L106 230H108ZM112 228L114 229L115 227H111L110 230H112ZM123 228V229H124ZM134 228V227H133ZM194 228V227H193ZM208 228V227H207ZM228 228V227H227ZM51 229V230H52ZM64 229H67V231H65ZM70 229V228H69ZM84 232H87L86 230H84ZM89 229V227H88ZM87 229V230H88ZM100 229V227L98 228ZM103 229H100V231L98 232H102L101 230ZM116 229V228H115ZM127 230H130L132 228H125V232L122 231V228L119 230L120 232V238H122V234H124L126 236V231ZM135 229V228H134ZM133 229V230H134ZM144 229V228H143ZM197 229V228H196ZM206 229V228H205ZM42 230V228H41ZM46 230V229H45ZM44 230V232H45ZM61 230V231H60ZM64 230V232H66V234H64V232H62ZM106 230H103V231H106ZM115 230V233L116 231ZM137 230V229H135ZM223 230V229H222ZM227 230V229H226ZM60 231V233H58ZM75 230H73L74 232ZM114 231V230H113ZM143 231V230H142ZM147 231V230H146ZM190 231V230H188ZM230 231V230H229ZM247 231V230H246ZM43 232V231H41ZM40 232V233H41ZM48 232V231H47ZM46 232V233H47ZM62 232V233H61ZM94 232V231H93ZM92 232V233H93ZM97 232V231H96ZM110 232V231H109ZM118 232V231H117ZM131 232H133L131 230ZM131 232H128V233H131ZM137 231H134V237L138 238L137 236H142V232L141 234L140 233H137ZM206 232V231H205ZM24 234H29L31 237L29 239L26 240V238H24L26 235H23ZM39 233V232H38ZM76 233V232H74ZM104 232L102 233H98V236H100L99 234H103ZM108 233V232H107ZM114 233V232H113ZM111 233V234H113ZM114 235L118 236V233H116ZM127 233V234H128ZM132 233V234H133ZM248 233V232H247ZM59 234V236H57ZM77 234H81V232H78ZM84 233H82V236H83ZM110 234V235H111ZM136 234H138L136 236ZM148 233H146V235L143 238L148 237L147 235ZM228 234V233H226ZM71 235V234H70ZM96 235V238H97V234L95 233ZM108 234H105V236H108ZM109 235V236H110ZM123 235V236H124ZM129 237H133L131 236L130 234H128ZM152 234H150L149 236H151ZM24 236V237H23ZM37 236V235H36ZM64 236V237H65ZM81 236V235H80ZM81 236V237H82ZM140 236V239H142ZM155 236V235H154ZM153 236V238H155ZM179 236V235H178ZM239 236V235H238ZM244 236V235H243ZM43 237V236H42ZM68 237V236H67ZM80 237V238H81ZM86 237V236H85ZM101 237V236H100ZM128 238V236H126ZM125 237V238H126ZM133 237V240L135 239ZM174 238H178V237H175L173 236ZM202 237V236H201ZM220 237V236H219ZM225 237V236H224ZM38 238V236H37ZM55 238V240H54ZM83 238V237H82ZM99 238V237H98ZM104 234H103V237L101 240H104L103 242L101 240V244L103 243L106 244V240L107 238H109L108 241H111L110 238H112L111 236L110 237H107V238H104ZM118 240V237H116ZM124 238V237H123ZM122 238V239H123ZM124 238V239H125ZM126 238V239H127ZM145 238V239H146ZM151 238V239H153ZM157 238V237H156ZM188 238V237H187ZM57 239H60V238H57ZM69 239V237H68ZM69 239V240H70ZM80 241L79 238H76ZM91 239V240H90ZM125 239V240H126ZM139 238L137 240H140ZM149 239V238H148ZM173 239V238H172ZM178 239H182L181 237H179ZM178 239H175L178 241ZM190 239V238H189ZM204 239V238H203ZM57 243H55L54 241ZM61 240V239H60ZM64 240V239H63ZM65 240H66V237H65ZM75 240V239H74ZM83 240V239H82ZM89 240L93 242V239L92 238H89ZM88 240V241H89ZM120 240V239H119ZM128 240V241H127ZM126 242H130V238L127 239ZM132 240V239H131ZM184 237H183V240L179 241V245L181 244V247L185 244H183L184 242ZM187 240V239H186ZM202 240V238H201ZM244 240V239H243ZM78 241V242H79ZM85 241V239H84ZM88 241L86 240L84 243L88 245ZM113 242H115V240H112ZM122 241V240H121ZM120 241V242H121ZM150 241V240H149ZM165 241V240H164ZM241 241V240H240ZM38 242V241H37ZM37 242H35L36 244H38ZM82 242V241H80ZM79 242V243H80ZM91 242H89L90 245ZM97 242V241H96ZM95 242V243H96ZM112 242V243H113ZM134 241H132L130 244L132 245ZM142 242V241H141ZM140 242V244H141ZM151 242V241H150ZM168 242V241H167ZM174 242V241H173ZM189 242V240H188ZM191 242V241H190ZM189 242V243H190ZM242 242V241H241ZM40 243V241H39ZM77 243V241H76ZM109 243V242H107ZM138 243V241H137ZM164 243H161L162 244V248L164 246ZM171 243V242H170ZM177 242H175V246H177L178 244H176ZM44 244V245H43ZM114 246L117 244L113 243ZM113 244L110 245V247H108L109 249L110 248H113ZM135 244V243H134ZM133 244V248L135 247ZM139 244V243H138ZM160 244V245H161ZM174 244V243H173ZM188 246L189 244L186 243ZM191 244V243H190ZM52 245V246H51ZM79 245H82L81 243L78 244V247ZM89 245V246H90ZM103 245H101L103 247ZM170 246V244H168ZM167 245V246H168ZM172 245V244H171ZM234 245V244H233ZM85 246V245H84ZM93 246V245H92ZM91 246V247H92ZM99 247L100 244H98ZM112 246V247H111ZM127 245H125L126 247ZM141 246V245H140ZM139 245L137 247H140ZM174 246V248H175ZM235 246H238L235 245ZM33 247V246H32ZM38 247V246H37ZM82 246H80L81 248ZM90 247V248H91ZM93 247H96L97 246H93ZM105 247V246H104ZM131 247V246H130ZM154 247V246H153ZM173 248V245L171 246ZM168 248L167 250L168 251H171V250H178L176 253H179V250H181V248H178L180 246L177 247V249L173 248L171 249ZM184 247V246H183ZM191 247V246H190ZM63 248V247H62ZM87 247L85 246L84 249H86ZM89 248V247H88ZM107 248V249H108ZM132 248V251L136 248L133 249ZM145 248V247H144ZM161 248V249H162ZM185 248V247H184ZM210 248V247H209ZM235 248V247H234ZM233 248V249H234ZM238 248L237 250L234 249V251H238ZM8 249V247L6 248ZM31 249V248H30ZM127 249V248H126ZM170 249V250H169ZM230 249V248H229ZM62 250V251H61ZM125 250V248H124ZM131 250V249H130ZM160 250V248H159ZM186 250V249H185ZM218 250V249H217ZM5 251V250H3ZM52 251V253H50ZM109 251V250H108ZM131 251V252H132ZM158 251V250H157ZM232 251V250H231ZM245 251V253L243 252ZM58 252V251H57ZM115 252V251H114ZM119 251H117L116 254H114V257H112L113 255H111V258L109 256V259L111 258L112 260L114 259H119L117 258V254H118ZM134 252V251H133ZM165 252H167L165 250ZM164 252V253H165ZM185 252V251H184ZM191 251L189 250L188 253H190ZM209 252V251H208ZM38 253V254H37ZM96 253V252H95ZM109 253H113L110 249V252ZM169 253V252H168ZM220 253V252H219ZM230 253V254H231ZM7 254V253H6ZM6 254L4 256H6ZM11 254L13 256H11ZM54 255L55 257L58 255ZM66 254V255H67ZM138 254V253H137ZM171 254V252H170ZM173 254V253H172ZM171 254V255H172ZM229 254V252L227 253ZM2 255V254H1ZM77 255V254H76ZM79 255V254H78ZM97 255V254H96ZM93 256L95 261L98 260L100 261V263L104 260L102 259H97L95 257H100L99 255L97 256ZM110 255V254H109ZM149 255V254H148ZM180 254L178 255H175V257L173 258V255L172 256H168L169 259L171 260V258H173V262L175 261V259L177 258L176 256H179ZM190 255H193V254H190ZM46 256V257H45ZM60 256H63V255H59ZM91 256V255H90ZM89 256V257H90ZM167 256V254H166ZM164 256L165 258H168ZM215 256V255H214ZM2 257V256H1ZM0 257V258H1ZM25 257V258H24ZM52 257V256H50ZM49 257V258H50ZM58 257V258H59ZM64 260H63V257L59 258V260H63L61 261L62 263H59L57 260V258H52L51 260H49V262L51 261L52 264H63L66 263L67 259L66 257L67 256H64ZM76 257V256H75ZM102 257V256H101ZM100 257V258H101ZM116 257V258H115ZM137 257V256H136ZM164 257H161V258H164ZM231 258V255L229 256ZM3 258V257H2ZM1 258V259H2ZM13 258V259H14ZM22 258L24 259L22 261ZM104 258V257H103ZM106 258V257H105ZM104 258V259H105ZM156 258V257H155ZM184 258V257H183ZM188 258V257H187ZM183 262V264L190 258H188ZM230 258H228L230 261ZM0 259V260H1ZM77 259V258H76ZM80 259V258H79ZM84 258H81V261L83 260ZM88 259V257H87ZM158 259V258H157ZM169 259H164L165 261ZM197 259V258H196ZM211 259V258H210ZM231 259V261H233ZM4 260V258H3ZM92 259H89L88 261H91ZM111 260V261H112ZM120 260V259H119ZM119 260H114V261H117L116 263L114 261V263L112 264H117V263H121L122 261L118 262ZM156 260V259H155ZM153 260V261H155ZM163 260V259H162ZM164 260L161 262L159 260V262L161 263H158V264H169L168 261H166L164 263ZM177 260V259H176ZM226 262L225 264L227 263V259H225ZM14 261V260H13ZM26 261H30V259H27ZM30 261V264L33 263ZM47 261H48V258H47ZM77 261V260H76ZM80 261V260H79ZM84 261V260H83ZM86 261V260H85ZM94 261V260H93ZM96 261V262H98ZM106 261L107 258H106ZM109 261V262H111ZM139 261V260H138ZM158 261V260H157ZM203 261V260H202ZM233 261V262H234ZM10 262V261H9ZM48 262V264H49ZM68 262V261H67ZM92 262V261H91ZM108 262V264H109ZM191 262H193V260H191ZM220 262V261H219ZM29 263V262H27ZM33 263V264H34ZM107 263V262H106ZM135 263V262H134ZM152 263V262H151ZM182 263V262H181ZM224 263V262H223ZM9 264V263H8ZM94 264H98V263H94ZM102 264V263H101ZM111 264V263H110ZM125 264V263H124ZM127 264V263H126ZM174 264V263H172ZM193 264V263H192ZM198 264V263H197ZM202 264V263H201ZM230 264V263H229ZM233 264V263H232ZM235 264V262H234Z\"/></svg>",
    "mask_w": 264,
    "mask_h": 264
},
{
    "label": "rangeland",
    "instance_id": "rangeland-1",
    "mask_svg": "<svg viewBox=\"0 0 264 264\" xmlns=\"http://www.w3.org/2000/svg\"><path fill=\"white\" fill-rule=\"evenodd\" d=\"M111 1V0H110ZM113 1V2H112ZM111 2H109L108 1V3L110 4H108L107 2H106V4H107V6H105V8H103L104 7V4H105V1H103L104 3H101V4H103L102 6H101V8H103V9H101V11H97L99 14L102 12V14H106V13H109V9H110V7H109V9L108 10H105V9H107L108 8V6H114L115 8H112L111 7V10H113V9H116V7H119V4L116 6V4L117 3H120V1H117V0H112ZM114 1H116V2H114ZM123 1V0H122ZM121 1V2H122ZM125 1H127V0H125ZM125 1H123V2H125ZM123 2L122 3H120V5L122 4L123 6H120L119 8H117V12L118 13H120V15L123 13H121V10L122 9H124V4H123ZM112 3V4H111ZM116 3V4H115ZM105 4V5H106ZM123 7V8H122ZM103 10V11H102ZM105 11H107V12H105ZM124 11V10H123ZM101 14V15H102ZM123 15L124 14H122V20L124 21H122L121 22V27L120 28H131L132 26H134L135 24H136V19L135 18H132V17H129V16H125V18L123 17ZM127 20V21H126ZM125 22H127V23H129L128 25L127 24H124ZM156 24H157V26H158V23L157 22H155ZM108 25L109 26V24L108 23H104V25L103 24H101V26L103 25V27H102V29H100L99 27L98 28H96V27H93L92 29H89V31H87V33L89 32V34H87L88 36H86V37H84V39L82 40V44L80 45V39H79V35L78 36H75V39H74V41L75 40H77L76 42H77V44H74L75 42L73 41V48H75L76 49V51H75V49H74V55H70V57H71V63L74 65H76L80 60L79 59H81V57L83 58V57H85V56H87L88 57V59H90L89 60V62L91 63H89L88 64V68L87 69H89V67H90V65H91V67H90V69H93L92 68V66L94 67V64L93 63H95L97 60H99L100 62H96L95 63V65H97L98 66V64H99V68L98 67H96L97 69H95L96 70V72H95V75H94V73L92 74V72H93V70H88L89 72H90V74H89V77L87 78V79H90V78H92V76H96L97 75V73L99 72V74H103L102 75V78H103V76H104V73H105V70L107 69L108 71H109V73L107 74V73H105V77L107 78V76L109 77V75H111V74H115V76L113 77V75H111L113 78H114V80H112V83L115 81V78H118V77H121L122 76V74H123V76L121 77V78H125L124 77V74L125 73H123V72H126V70L124 71L123 69H129V70H131L132 69V66L134 65V62H131L130 60H132V59H134L135 57H137L138 58V55H132V56H130L129 57V55H124V56H121L122 55V51H123V49L121 48L120 49V47L119 46H111L113 43H114V41L112 40V39H107V38H105L103 35H104V33H105V31H107V29H108V26L106 27V28H104V26H106V25ZM132 24H134V25H132ZM156 24H153V26H152V30L153 31H151V33H152V35H154V36H156V33L157 32H159V30H155L154 31V29L155 28H157V26H156ZM132 25V26H131ZM155 27V28H154ZM96 28V30H97V32H96V30H95V32H94V29ZM157 29H159V26H158V28ZM90 30H92V32L90 31ZM194 29H191L190 30V32H192ZM157 31V32H156ZM86 32V31H85ZM101 32H103L102 34H101ZM94 33H96L95 35H94ZM90 34H92V35H90ZM99 35L101 36L100 38L102 39V41H101V39L100 38H98L99 37ZM200 35H202V36H200ZM204 34H199V39H198V41H200V40H202V39H204L203 36ZM20 38V33H19V35H16V36H14L13 37V43H15L16 41H17V39H18V37ZM92 36H94V37H92ZM16 37V40H14V38ZM78 37V38H77ZM104 37V38H103ZM202 37V39H200ZM93 40H95L94 42L95 43H93ZM15 41V42H14ZM203 41V40H202ZM201 41V42H202ZM85 43V45H86V47L84 46V43ZM204 42H205V40H204ZM204 42H202V43H204ZM200 43V42H199ZM201 43V44H202ZM88 44V45H87ZM78 47H77V46ZM82 45L84 46L82 49H81V47H82ZM104 45V46H103ZM113 45H115V44H113ZM79 46H81V47H79ZM109 48H108V47ZM111 46V47H110ZM107 47V48H106ZM113 47V48H112ZM77 48H79V49H77ZM86 50H85V49ZM120 49V50H118V49ZM165 49V50H162V49ZM84 49V51H82ZM113 51H112V50ZM160 49V52L158 51ZM159 49H157L156 51H155V53H154V55H149L148 57V61L146 62V64H145V66L144 67H142V68H140V72H139V74L137 73V75H136V79L134 78V80H133V82H132V84L131 83H129L130 84V86L129 85H127L128 83L127 82H130V81H128L127 80V78L128 77H126L125 79V81L123 80V81H121L122 79L120 78V80L118 81L117 79V81H115L117 84H115V82L113 83V84H115V85H112V87H113V101H114V99H115V101H117L118 103H115L114 105H113V107H114V109L117 107L118 109H115V110H118V113H117V116L119 115V118L117 117V120H116V123H117V121H118V119H119V121H118V124L116 125V123L114 124L115 126L114 127H116V128H114L115 130L117 129L118 131H119V129H120V131L118 132L117 130L116 131H112V134L114 135L113 137H112V140L110 139L111 138V133L110 134H107V135H111L109 138H108V136H107V138H105L106 137V135H105V133L104 132H102L99 136H98V139H97V142L98 143H96V145L98 146L97 148H96V145L95 146H93L94 145V141L91 139V137L89 138V141L87 140L88 138H86V140L88 141V142H85V143H87V145H88V147H90V150H91V147L93 146V147H95V149H93L94 150V152L95 151H97V152H95V153H93V155L95 156V158L93 157V156H91L92 157V159L90 158V160L92 161V163H89V164H92L91 166L93 167V169L92 168H90L89 169V166H88V164L86 165L88 168H84V174L85 175H87V172H88V169L90 170L89 171V173H88V178H86L87 180V182L85 183V181L83 182V184H82V186L81 185H79V187L76 185L74 188H73V192H72V195H73V197L71 196V194L69 195L70 197L68 198V201L67 200H64L65 202H66V204L63 202V200H59V201H53V203L51 202V205H50V203L48 202L47 204L49 205H47L46 204V206L47 207H52V208H50V209H52V210H50V211H53L52 212V214H50L51 215V218L50 219H48L47 217H49L50 215H49V211H47L46 210V206H44V204L47 202H45V201H43V208L47 211H43V214H45V212H46V217H44L45 215H42L41 216V218L39 219V221H40V224H39V226L42 228V230H41V228H39L38 227V230H37V233H36V235L38 236V238H37V236L35 235V237H34V239L35 240H33V241H35V242H37L38 244H36L35 242H33V244L31 245V249L29 248V251L28 252H26V254L28 255H30V251L31 252H33V251H35V250H33L34 249V246H35V249L36 248H38V249H36L37 250V252L38 253H40V250H42L41 249V247H42V244H41V242L43 241V239L41 240V239H39V237L41 236V234H42V236L40 237V238H44V236H45V238H46V235L45 234H49V232L51 231H53V229L52 228H54V230H55V228H56V224L55 223H57V224H61V227L63 226H65L66 227V225H67V229H68V232H67V234L69 233V235H67L66 234V232H64V230L65 231H67V229H64L62 232H64V234H66L68 237H69V239H70V237L72 236V238L73 239H76V238H80L81 236H82V233H85L84 231H83V229H84V227H85V225H86V223H88L89 222V219L92 217V218H94L95 217V214H94V212L92 213L93 215H94V217L92 216V214H88L89 213V211H88V213H87V211H86V209H89V210H94L95 211V208H100V206H101V208L100 209H104V208H102L103 206H107L106 207V210L104 211V213L105 212H107V211H109V212H107V214L108 213H111L110 215L108 214V216L106 215V214H103V210H101V212L102 213H100V210H98V211H96L95 213L97 214L96 216H98V212L101 214V218L100 217H97V218H100V219H102L103 221H105L106 222V229L109 227L110 229H111V227H115L114 229L112 228V230H110L109 228H108V230H107V232L109 233V235L111 234V233H115V230H117V228L120 226V225H122L121 227H120V229L122 228V231L125 229V228H132V229H130V230H127L126 229V231H128V232H131V230L134 232V231H137L138 230V232L137 233H140L141 234V232H142V236H141V238L142 237H144L145 235H146V233H148L147 235H148V237L145 239L144 238V240H143V238L142 239H140V236H137L138 234H136V236L140 239V240H137L138 238H136V237H134L135 235H134V233L133 232H131V233H128V232H126V236H128V238L124 235V234H122V238L124 237H126L127 239H129L130 238V242H126V240L123 238H120V233H122V232H120L119 230L120 229H118L117 231H116V233H118V236L116 235H114V233L113 234H111V236H113V237H115V241H116V246H115V252L112 254L113 256L112 257H114V254H116L117 253V251H119L118 252V254H117V258H119V259H114V260H119V261H122L121 262V264H158V263H161L164 259H169V257L168 256H172L173 255V258L175 257V255H178V254H180L179 256H176L177 258V260L175 259V261L173 262V258H171V260L169 259V261L168 260H166V261H168L169 262V264H172V263H174V264H183V262L186 260V258L188 257V258H190V259H188L184 264H225V262H226V260L225 259H227V263L226 264H234V262H235V264H237L236 263V261H234L233 259H232V256H233V254L231 253V252H239L240 250H239V248L238 247H241V246H243V248H242V250H245L244 248V246H245V244L247 243H245V241H246V239L248 240V234H249V236H250V234H252L251 233V231H253V232H255L254 230L256 229V225H257V223L259 222L258 220H260V219H262V215L264 214V55H234V54H230V55H208V58H207V60H206V62H208V60H209V58H210V60H213V61H210V62H212L211 63V65H213L212 67L213 68H211L210 70H207V72L206 73H210V74H206V73H204V75H206L204 78H202L203 76L202 75H200V76H197V79H194L193 77H192V79H191V77L190 76H192V72H190V71H192V70H190V68H191V64L193 63L194 64V57H196L197 58V56L198 55H192V56H194L193 58L190 56V55H182L183 56V58H182V56H180V55H175L174 56V58L172 57L173 55H171L170 54V52L172 51L170 48H167V47H165V46H163L162 47V49H161V47L159 48ZM81 52H80V51ZM118 51L117 52V55H116V53H115V51ZM171 50V51H170ZM77 51H79V52H77ZM102 51V52H101ZM106 51H108V52H106ZM166 51V52H165ZM170 51V52H169ZM96 52V53H95ZM106 52V53H105ZM113 52H114V54H113ZM90 54V55H84V54ZM94 55H93V54ZM103 53V54H102ZM111 53V54H110ZM121 53V54H120ZM162 53H164V55H162V56H160ZM169 53V54H168ZM172 53V52H171ZM96 54H98V55H96ZM106 54V55H105ZM107 54H110V55H107ZM160 54V55H159ZM77 55L80 57V58H78L77 57ZM100 55V56H99ZM22 56L24 57V59H25V57H26V55H21L20 57L22 58ZM109 56H111L110 58H109ZM118 56H119V58H118ZM123 57V58H121V57ZM128 56V57H127ZM176 56H178V57H176ZM206 55H199L198 57H200V59H199V63L198 64H202V62L204 63V60H205V57ZM247 56V57H246ZM254 56V57H253ZM262 56V57H261ZM95 57V58H94ZM104 57V58H103ZM108 57V58H107ZM151 57V58H150ZM156 57L158 58L157 60H156ZM191 57V58H190ZM260 57H261V59H260ZM107 58V59H106ZM128 58V60H129V62H127L128 63V65H130V66H128L127 65V63L125 62V61H128V60H126ZM130 58V59H129ZM137 58H136V60H137ZM153 58H155L154 60H156V61H153L152 59ZM178 58H179V60H178ZM188 58V59H187ZM248 58H250V59H248ZM255 58V59H254ZM23 59V58H22ZM104 59L106 60V61H104ZM117 59H118V61H117ZM183 60L182 62H179V61H181V60ZM191 59V60H190ZM201 59H204V60H202L201 61ZM223 59V60H222ZM248 59V60H247ZM96 60V61H95ZM102 60V61H101ZM111 60V61H110ZM135 60V59H134ZM134 60H132V61H134ZM152 60V61H151ZM158 60H161L162 62L163 61H165V62H167L166 63V65H165V68H166V72H167V75H166V78H164V81L165 80H167V82L170 80V79H172L171 80V84H169L170 83V81L167 83L166 81L163 83L164 85L163 86H161L160 88H164L165 86V89H162V94H158L159 92L158 91H160L161 89H158V91L156 92V95L158 96H156V95H154L153 97L152 96H150L149 94L150 93H147V92H144V91H142V87H141V83L142 82H145V79H146V77H147V79H150L151 77H152V75H151V73H153L154 72V70H155V68H156V65H157V61ZM176 60H178V61H176ZM187 60V61H186ZM107 61H108V64H107ZM122 61V62H121ZM169 61H171V62H169ZM176 61V62H175ZM185 61V62H184ZM218 61V62H217ZM236 61V62H235ZM244 61L246 62V63H244ZM116 62H120L119 63V65H117L118 63H116ZM153 62H155V63H153ZM165 62H163L164 64H165ZM205 62V63H206ZM214 62V63H213ZM249 62V63H248ZM126 63V64H125ZM129 63H133V65H131V64H129ZM178 63V64H177ZM191 63V64H190ZM204 63V64H205ZM101 64H103V65H101ZM135 64H136V61H135ZM168 64V65H167ZM192 64V65H193ZM203 64V65H204ZM218 64V65H217ZM118 66V67H116V66ZM122 65V68L120 67ZM126 65H127V67H126ZM179 65V66H178ZM199 65V66H200ZM214 65H215V67H214ZM217 65V66H216ZM235 65H237V66H235ZM241 65L243 66V67H241ZM248 65V66H247ZM114 66L116 67L115 68V71H113L114 69ZM124 66H125V68H124ZM135 66V65H134ZM134 66H133V68H134ZM183 66V67H182ZM194 66V65H193ZM192 66V67H193ZM195 66H197L196 64H195ZM225 66V67H224ZM244 66H245V68H244ZM247 66V67H246ZM256 66V67H255ZM103 67V68H102ZM120 67V68H119ZM179 67V68H178ZM237 69V67H238V69L237 70H234L235 68ZM250 67V68H249ZM169 68H171V70L169 69ZM174 68V69H173ZM183 68V69H182ZM242 68H244V69H242ZM246 68H248V69H246ZM99 69H100V71H99ZM105 69V70H104ZM147 69H148V71H147ZM169 69V70H168ZM186 69V70H185ZM192 69V68H191ZM226 69H228V70H226ZM242 71H241V70ZM250 69V70H249ZM255 69V70H254ZM258 69V70H257ZM10 70L12 71V69H11V67H10ZM94 70V71H95ZM106 70V71H107ZM110 70H111V72H110ZM133 70V69H132ZM145 70V71H144ZM174 70V71H173ZM220 70V71H219ZM251 70L253 71V72H251ZM120 71V72H119ZM150 71H151V73H150ZM211 71V72H210ZM245 71V72H244ZM247 71H248V74H247ZM251 73H250V72ZM258 71V72H257ZM20 71H18V73H14V74H12V75H15V76H18L17 78H15V76H13L12 78L15 80V79H18L19 77H20V83H22V81L24 82L26 79L25 78H27V77H29L30 75L29 74H27V76L26 77H24V76H22L20 73H19ZM119 72V73H118ZM128 72V71H127ZM126 72V73H127ZM130 72V71H129ZM144 72H147V73H144ZM187 72V73H186ZM220 72V73H219ZM116 73H117V75L118 74H120L121 76H119L118 75V77H117V75H116ZM141 73V74H140ZM169 73H170V76H169ZM178 73V74H177ZM243 73L245 74L244 76H243ZM256 73H260V76H261V78L258 80V81H256V82H253L252 81V79H250L254 74L256 75ZM188 74H189V76H188ZM214 75V76H212V75ZM227 74V75H226ZM250 74H252V75H250ZM257 74V75H258ZM140 75V77H138ZM141 75H143V76H141ZM151 75V77L149 78L148 76H150ZM178 75V76H177ZM210 75V76H209ZM215 75H216V77H215ZM218 75V76H217ZM222 77H221V76ZM248 75V76H247ZM263 75V76H262ZM126 76H128V74L126 75ZM202 76V77H201ZM208 76H209V78H208ZM247 76V77H246ZM250 76V77H249ZM169 77V78H168ZM187 77V78H186ZM201 77V78H200ZM210 77H212L211 79H210ZM225 77V78H224ZM240 77V78H239ZM244 77H245V79H244ZM105 78V79H106ZM138 78H140L139 80H142L141 81V83H140V81L138 80ZM145 78V79H144ZM222 78V80H223V78H224V80L222 81H220V79ZM247 78V79H246ZM119 79V78H118ZM187 79H189V80H187ZM199 79H200V81H199ZM209 79V83L206 81V80H208ZM227 79V80H226ZM242 79V80H241ZM249 79V80H248ZM12 80V79H11ZM75 82L73 83V86H75L76 84H77V82H78V79L77 78H75V79H73ZM77 80V81H76ZM144 80V81H143ZM174 80H176V81H174ZM179 80V81H178ZM211 80V81H210ZM229 80V81H228ZM262 80H263V82H262ZM147 81V80H146ZM172 81H174V83L172 82ZM182 81V82H181ZM190 81V82H189ZM214 81V82H213ZM219 82V84L220 85H218L217 83L216 84H214L215 82ZM228 81V82H227ZM240 81H242V82H240ZM121 84H119V83ZM123 82H124V84H123ZM136 82H138V83H136ZM175 82H177V83H175ZM179 82V83H178ZM199 82V83H198ZM226 82H227V84H226ZM250 82V83H249ZM111 83V84H112ZM139 83L141 84V85H139ZM180 83H182V84H180ZM192 83V84H191ZM201 83V84H200ZM203 83H204V85H203ZM205 83H208V84H206L205 85ZM213 83V84H212ZM222 83V84H221ZM232 83V84H231ZM254 83V84H253ZM261 83V84H260ZM263 83V84H262ZM11 84V83H10ZM9 84V85H10ZM169 84V85H168ZM224 84V85H223ZM226 84V85H225ZM240 86H239V85ZM258 84V85H257ZM137 85H139L140 87H138ZM167 85H168V87H167ZM177 85H178V87H180V85H181V87L183 86V88H181L180 87V89H178V87H177ZM193 85V86H192ZM228 85V86H227ZM252 85H254V86H252ZM257 85V86H256ZM261 85H263V86H261ZM11 86V85H10ZM116 86V87H115ZM118 86V87H117ZM121 86V87H120ZM128 87V88H126V87ZM134 86V87H133ZM195 86V87H194ZM197 86H199L198 88H197ZM201 86H203V87H205V88H201ZM227 86V87H226ZM235 88H234V87ZM120 87V88H119ZM125 87V88H124ZM130 87V88H129ZM136 87V89H134ZM171 87V88H170ZM210 87H212L214 90H210L211 88ZM246 87H248V88H246ZM255 89H254V88ZM258 87H260L262 90H259L260 88H258ZM263 87V88H262ZM115 88V89H114ZM119 90H118V89ZM141 88V90H139V91H141V94L142 95H144V93H145V95L146 94H148L147 96L149 97V100L151 99L150 97H152L153 98V100L151 99L150 100V102H149V100L148 101H146V99H145V101H144V99H142L141 97H142V95L140 94V93H136L137 95H135L134 93L137 91L138 92V89H140ZM233 88V89H232ZM240 88V89H239ZM258 88V89H257ZM172 89H176L174 92L172 91ZM186 89V90H185ZM207 89H209V90H207ZM217 89V90H216ZM235 89V90H234ZM245 89V90H244ZM247 89H249V91L247 90ZM132 90H134L133 92H131ZM184 90H185V92H184ZM192 90V91H191ZM129 91V92H128ZM165 91V92H164ZM171 91H172V93H171ZM183 93H182V92ZM194 91V92H193ZM222 91L224 92V93H222ZM228 91H229V93H228ZM237 91V93H235ZM249 92V95H248V92ZM253 91H254V94H253ZM167 92V93H166ZM168 92H169V94H168ZM177 92H179V93H177ZM225 92L227 93V94H225ZM256 92L257 93H259V92H261V93H259V94H261V95H259L258 96V94L256 95V99H254L253 97H254V95L256 94ZM129 93V94H128ZM181 93L182 94H184L183 95V97L185 98H183L182 96H181ZM221 93V94H220ZM245 93H247L246 95H245ZM132 94H133V96H132ZM174 94H177L176 95V97H173V96H175ZM180 94V95H179ZM212 94V95H211ZM224 94V95H223ZM240 94V96H238ZM244 94V95H243ZM115 95V96H114ZM129 95V96H128ZM139 95V96H138ZM144 95V96H145ZM167 95V96H166ZM171 95V96H170ZM217 95H218V97H220L221 95V97L218 99V97H217ZM220 95V96H219ZM252 95H253V97H252ZM128 96V97H127ZM147 96H145V98H147ZM155 96H156V98H155ZM168 96H170L171 98L173 97V99H171L170 97H168ZM178 96L180 97H182V99H181V97L180 98H178ZM206 96V97H205ZM209 96V97H208ZM237 96V97H236ZM246 96V97H245ZM258 96V97H257ZM115 97V98H114ZM119 97V98H118ZM122 97H124V98H122ZM203 97V98H202ZM207 98V99H205V98ZM215 97V98H214ZM226 97V98H225ZM232 97H236V98H233L232 99ZM239 97H240V99L241 100H239L240 102H238V99H239ZM260 97V98H259ZM263 97V98H262ZM141 98V99H140ZM144 98V97H143ZM155 98V99H154ZM160 98V99H159ZM170 98V99H169ZM192 99V101H191V99ZM221 98H222V100H221ZM229 98H231V101H230V99ZM238 98V99H237ZM108 99H111V98H108ZM108 99H106L107 101H108ZM118 99V100H117ZM140 101H139V100ZM167 99H168V101H167ZM181 99V101H179ZM187 99H189V100H187ZM196 99V100H195ZM200 99V100H199ZM202 99H204V100H202ZM209 99V100H208ZM216 99H218V100H216ZM225 99V100H224ZM259 99L261 100V101H259ZM142 100V101H141ZM158 101L159 103L161 102L162 103V101H163V107L161 106V103L159 104L158 102H156V101ZM166 100V101H165ZM170 100V101H169ZM237 100V101H236ZM251 100V101H250ZM257 100V101H256ZM126 101H128V102H126ZM190 101L192 102V105H191V103H190ZM210 101V102H209ZM221 101V102H220ZM227 101V102H226ZM230 101V102H229ZM232 101H235V102H232ZM254 101V102H253ZM140 102V103H139ZM147 102H149L150 103V107H148L149 105V103H147ZM151 102H153V103H151ZM156 102V103H155ZM167 102H169L168 103V105L166 104ZM183 102L185 103V102H188V103H185L184 105H186V106H188V104L190 105V106H193V107H196V104L197 105H200V106H198L199 108H201L202 110H205V108H206V110L208 109L209 110V108H208V106L206 107V105H207V103H211V106H213V105H215L213 108H212V111H213V109H214V111H215V113L217 112L218 114V117H219V115L220 116H222L223 117V115H224V117H225V112H226V116L227 117H225L224 119L226 120H224V126L222 125V126H219V127H215L214 129H205V132L203 133V135H202V133H199L197 136H196V138L195 139H198V138H200L201 140H203V141H200V139H199V141H198V143H196L194 146V148H192L191 147V145H190V143L189 144H186V145H184V146H182V148H178V149H176V148H173V149H171L170 150V152H167V153H163V154H161V155H163V156H158V157H153V156H147L148 158H149V160H148V158L146 157V159L143 161V162H141L142 161V159L141 160H139L141 157H143V159L145 158L144 157V155L143 156H139V154H138V156L140 157L138 160H137V155H136V157H134L135 155L134 154H136L137 152H135V151H137V150H135L134 151V148H135V144H136V146L138 145L139 146V143H138V140L133 136V134H136L135 136L136 137H138V139H139V141H140V138L142 137V133L144 134V132L142 131V129L144 130V128H145V126H147L148 124V126L146 127V128H148L149 127V129H148V131H154L155 129H158V127H159V129H160V127L162 128L163 126H164V124H165V120H167L166 119V117L167 116H169V115H171V116H169V118L168 119H171L172 118V116H174L175 115V113H173V115H172V113H171V111H173L174 109L177 111V109L179 108V109H182L181 107H186V106H182L183 105ZM218 102V103H217ZM224 102V103H223ZM231 102H232V105H231ZM243 102V103H242ZM258 102V103H257ZM147 103V104H146ZM179 103V104H178ZM199 103V104H198ZM240 103V104H239ZM117 104V105H116ZM143 104V105H142ZM158 104V107L160 108H158L157 106L155 107L156 108V110L153 108L152 109V107H154L155 105H157ZM203 104V105H202ZM213 104V105H212ZM220 104V105H219ZM229 104V105H228ZM234 104H236L235 106L236 107H233L234 106ZM244 104V105H243ZM148 105V106H147ZM154 105V106H153ZM221 105H223V108L221 109L220 107H222ZM225 105V106H224ZM238 105V106H237ZM246 105V107H244ZM119 106V107H118ZM145 106H147V109L145 108ZM161 106V107H160ZM172 106V107H171ZM181 106V107H180ZM204 106H205V108H204ZM217 106V107H216ZM229 106H231V107H229ZM250 106H252V107H250ZM178 107V108H177ZM219 107V108H218ZM242 107V108H241ZM248 107V108H247ZM255 107V108H254ZM257 107H260V108H257ZM145 108V109H144ZM148 108H149V110L150 111H152V112H154V114L153 113H151L152 115H150V113H148L149 111H148ZM157 108H158V110H157ZM161 108H162V110H161ZM177 108V109H176ZM215 108L216 109H219V111H221V110H223L222 111V113H223V115L221 114V112H219L218 110H215ZM231 108V109H230ZM234 108H236L235 110H234ZM249 109V112H251V114L249 113H247L248 111H247V109ZM251 108V109H250ZM89 109H92V105H89ZM106 108H104V110H105ZM129 111H128V110ZM224 109H226V110H224ZM238 109V110H237ZM259 109V110H258ZM146 112H145V111ZM161 112H160V111ZM166 110V111H165ZM174 110V111H175ZM206 110L205 111H203V112H206ZM251 110V111H250ZM256 110V112H254ZM263 111V113H262V111ZM144 111V112H143ZM165 111V112H164ZM170 111V113L168 114V112ZM175 111V112H176ZM213 111V112H214ZM229 113H228V112ZM235 111H236V113H235ZM240 111V113H239V115L237 114L238 112ZM247 111V112H246ZM155 112H157L156 114H155ZM231 112V113H230ZM232 112H234L235 113V115L232 113ZM245 112V114H247L246 116L243 114ZM120 113V114H119ZM121 113H123V116H121ZM128 113V114H127ZM136 113V114H135ZM142 113V114H141ZM258 113V114H257ZM126 114V115H125ZM166 114H167V116H166ZM205 114V113H204ZM227 114H229V115H227ZM231 114H233V115H231ZM262 114V115H261ZM107 115H108V113H106L105 111H104V113H103V116L105 117H107ZM129 115V116H128ZM142 115V116H141ZM157 115H160V116H157ZM162 115H163V117H162ZM233 116L232 118H231V116ZM121 116V117H120ZM150 116V117H149ZM230 116V118H228ZM238 116L240 117H242L243 119H241V117L240 118H238ZM245 116V117H244ZM259 116H260V118H259ZM262 116H263V119H261L262 118ZM103 117V118H104ZM146 117V118H145ZM154 117V118H153ZM160 117H162L163 119H164V121H162V118H161V120H160ZM171 117V118H170ZM212 117V116H211ZM211 117H207V119H206V121H207V124H210V122L211 123H216L215 121L216 120H211L210 122H208V120L209 119H216L215 117L214 118H211ZM236 117V118H235ZM129 118V119H128ZM156 118V119H155ZM157 118H158V120H160V122H161V124H162V122H163V124L161 125L160 123L158 124V120H157ZM106 119V118H105ZM125 119V120H124ZM154 119V120H153ZM231 119H233V121L231 120ZM236 119V120H235ZM239 119V120H238ZM241 119V120H240ZM257 119H258V121H257ZM123 120V121H122ZM128 120V121H127ZM130 120H132V121H130ZM142 120V122L140 123L139 121H141ZM144 120V121H143ZM151 120L153 121V124H154V129L152 128L153 127V124L151 123H149V122H151ZM158 122H157V121ZM250 120V121H249ZM260 120V121H259ZM121 121V122H120ZM149 121V122H148ZM156 121V122H155ZM237 121H240V122H237ZM249 121V122H248ZM122 122H123V124H122ZM144 122V124H142ZM147 122V123H146ZM253 122V123H252ZM257 122V123H256ZM260 122H263L262 124H258V123H260ZM226 123H229V124H233L234 125V127H233V129L234 130H232L231 131V136H229L230 134H229V132H227L228 134H225V135H222V134H224V133H226V131H228L227 130V127L228 126H226L227 124ZM236 123H237V125H236ZM119 125V126H118ZM122 125V126H121ZM130 125V126H129ZM139 127H137V126ZM144 127H143V126ZM151 125V126H150ZM159 125V126H158ZM246 125V126H245ZM258 125V126H257ZM261 125H262V127H261ZM125 126L127 127L128 126V128H125ZM135 126V127H134ZM158 126V127H157ZM260 126V127H259ZM124 129H123V128ZM141 127V128H140ZM150 127H151V129L152 130H150ZM220 127H221V129H220ZM223 127H225L226 129H224ZM241 127H242V130H241ZM129 128H132V129H129ZM135 128V129H134ZM220 129V130H218V129ZM224 130H223V129ZM113 129V130H114ZM124 131H123V130ZM127 129H129L128 130V132H126L127 131ZM158 129V130H159ZM254 129V130H253ZM130 130H132V131H130ZM137 130V131H136ZM208 130V131H207ZM223 130V131H222ZM236 130H239V131H242L241 133L239 132V135H238V132H235ZM122 131H123V133H122ZM133 131H135L134 133H133ZM145 131V130H144ZM147 131V129H146V132H148ZM156 131L157 130H155V132L154 133H156ZM161 131V130H160ZM160 131H157V133H156V135H158L159 133H161ZM213 131V132H212ZM216 131V132H215ZM225 131V132H224ZM235 133H234V132ZM254 131V132H253ZM256 131V132H255ZM121 132V133H120ZM125 132V133H124ZM139 132V133H138ZM149 132V133H150ZM219 132V133H218ZM222 132V133H221ZM245 132V133H244ZM254 133V134H252V133ZM153 133V134H154ZM221 133V134H220ZM95 134V133H94ZM120 134V135H119ZM125 134H127V135H125ZM138 134H140L141 135V137H140V135H138ZM145 134H148V133H145ZM150 134H152V132L150 133ZM263 134V135H262ZM104 135H105V137H104ZM117 135V136H116ZM131 135V136H130ZM155 135V134H154ZM159 135H161V134H159ZM237 135V136H236ZM262 135V136H261ZM116 136V137H115ZM129 136H130V138L132 137V139H129ZM203 136V137H202ZM219 136V137H218ZM247 136V137H246ZM104 137V138H103ZM119 137H120V139H119ZM230 137V138H229ZM114 138V139H113ZM164 138H166L165 136H164ZM163 138V139H164ZM216 138H217V140H218V142H219V145H218V143H217V145H216V147L218 146V148H220V147H222V144H223V142L224 141H226V142H228L227 140H229V142L228 143H230V144H232V145H234L235 144V146H237V147H235V148H237V149H235L230 155H231V158L228 156V160L227 159H225V160H223V162H214V164L215 163H219L220 165H218V164H216V165H214V164H212V165H210L211 167H213V165H214V167L216 166H218V168H215V170H212V169H214V167L213 168H211L210 166L209 167H205V170H203L202 169V167L204 166L203 165V163H198L197 161H200V158H198L199 156H198V153H199V151H200V148L202 147V145L203 144H206V143H211V142H217L216 141ZM228 138V139H227ZM243 140H242V139ZM253 138V139H252ZM105 139H107V140H105ZM122 139H124V140H122ZM169 138H167L166 140H164L163 141V143L164 144H168V145H170V142H173L174 140H168ZM210 139V140H209ZM213 139H215V141H213ZM221 139V140H220ZM223 139V140H222ZM258 139H259V141H258ZM109 140H111L112 142H113V140H114V142L112 143V142H110L109 143ZM129 140H130V142H129ZM131 140H133V142H134V140H135V142H134V144H132V141ZM137 140V141H136ZM168 140V141H167ZM233 142H232V141ZM242 140V141H241ZM246 140V141H245ZM256 140V141H255ZM122 143H121V142ZM127 142L128 144H130V145H128L127 143H125V142ZM237 141V142H236ZM250 141V142H249ZM262 141V142H261ZM101 144H100V143ZM138 144H137V143ZM226 142H224L225 144H227ZM235 142V143H234ZM241 142H243V143H241V145L242 146H240V143ZM260 142V143H259ZM89 143L92 145H90L89 146ZM116 143V145H117V143H118V146H121V147H117L116 145H114ZM124 143L125 144H127L126 146L127 147H125V145H124ZM195 143V142H194ZM221 143V144H220ZM234 143V144H233ZM238 145H237V144ZM253 143V144H252ZM114 145V148H113V145ZM247 144V145H246ZM86 145V144H85ZM86 145V146H87ZM103 145V146H102ZM105 145V146H104ZM111 145V146H110ZM187 145L189 146V147H191V148H189V147H187ZM101 146V147H100ZM199 148H198V147ZM104 148V149H101V148ZM105 147H106V150H105ZM109 149H108V148ZM112 147V149H110ZM116 147L117 148H119L118 150L116 149ZM238 147H240V148H238ZM125 148L126 149H129L128 151H130V152H132V150L134 151V152H132V153H130V152H128V153H130V154H132V155H134L132 158H128L127 156L129 155L128 153V155L126 154V152H127V150H125ZM131 148H133V149H131ZM189 148V149H188ZM197 148V149H196ZM262 148V149H261ZM113 149H114V151H113ZM120 149H121V151L123 152V154L122 153H120ZM122 149H124L126 152H125V154H124V151L122 150ZM139 149V148H138ZM188 151H190L191 150V152H189V154H187L186 155V153L188 152ZM93 150H91L90 151V153H92L93 152ZM99 150H101V151H99ZM117 150V151H116ZM249 150V151H248ZM112 151V152H111ZM192 151H194V152H192ZM99 152H101V153H99ZM117 152V153H116ZM139 152V151H138ZM134 153V154H133ZM169 153V154H168ZM192 153V155H190ZM194 153V154H193ZM96 154V155H95ZM101 154H102V156H103V159H102V156H101ZM117 154V155H116ZM142 154V153H141ZM140 154V155H141ZM256 154V155H255ZM91 155V154H90ZM97 155H98V157H97ZM108 155H110V156H108ZM184 155V156H183ZM236 155V156H235ZM130 157H131V155H129ZM195 156V157H194ZM196 156H198L197 158H196ZM233 156H235V157H233ZM240 158H239V157ZM116 159L117 157L119 158H117L119 161L118 162H116L117 160H114L113 161V159L114 158ZM125 157H127V158H125ZM188 157V158H187ZM232 157H233V159H232ZM98 158V159H97ZM105 158V159H104ZM136 158V160L137 161H139V162H141V164L139 163V162H137L138 164H137V166H131L132 168H128V170H132V171H130V172H128V170H126V172H128V174L130 173H133V175L135 174V176H133L132 174L130 175V177L131 176H133V177H135V179H138V178H140V177H144V179L145 180H147L146 182L149 184H147L144 180V182H145V188L144 187H142L143 189H144V191L143 192H145L144 194H145V199H144V196H143V193H142V196H143V198H142V200H141V198H140V203H138V202H134V199H133V202H132V204H134V203H137L138 205H132L133 207H135V208H130L128 205V203H130V202H127V201H129L130 199H128L127 201L126 200H123V201H121L120 202V200L118 201V203H115L117 200H115V202H114V200L112 199V198H109V196L110 197H114V196H117V195H119L120 194V192L122 193L124 190L123 189H125L124 187H125V184H127V182H125V181H129V180H132V178H126V176H123V174L121 175V173H120V175H119V170L117 171H113L114 169H116L118 166H120L122 163H121V161L123 160V163H125L126 161H128V160H132V159H135ZM183 158V159H182ZM238 158V159H237ZM262 158V159H261ZM99 159H101V160H99ZM128 159V160H127ZM154 159L155 160H158L157 162L156 161H154ZM182 159V160H181ZM197 159H199V160H197ZM235 159V160H234ZM237 159V160H236ZM241 159V160H240ZM97 160V161H96ZM102 160H104V161H102ZM153 160V161H152ZM197 160V161H196ZM232 160H234V161H232ZM179 161V162H178ZM194 161H196L195 163H197L196 164V166H195V164H194ZM225 161H227V162H225ZM262 161V162H261ZM94 162V163H93ZM101 163L102 164V162H103V164H104V166H103V169H102V173L100 172V170L101 169H98V168H100V166H102L101 164H99V163ZM113 162V163H112ZM114 162H115V164H114ZM153 162V163H152ZM228 162H230V163H228ZM235 162V163H234ZM240 162V163H239ZM118 163V164H117ZM168 163V165H166ZM171 163V164H170ZM252 163V164H251ZM140 164V166H138ZM173 164V165H172ZM198 164H200V165H198ZM222 164H225V166L224 165H222ZM100 165V166H99ZM151 167H150V166ZM165 165V166H164ZM191 165H194L193 167L191 166ZM201 165H202V167H201ZM228 165V166H227ZM96 166H98L96 169H95V167ZM117 166V167H116ZM156 166V167H155ZM238 166H239V168H238ZM136 167H138V169L136 168ZM154 167V168H153ZM191 167V168H190ZM197 167H201V169H199L198 170V168ZM221 167V168H220ZM102 168V167H101ZM153 168V169H152ZM192 168H194V170L195 171H193V169ZM206 168H208L207 170H206ZM210 168V169H209ZM169 169V170H168ZM196 169H197V171H198V173L201 171H204V172H202V174H201V172L199 173V174H201L200 176H198L199 174L197 173V175H195L196 174ZM219 169V170H218ZM224 169V170H223ZM261 169V170H260ZM86 170H87V172H86ZM92 170V171H91ZM95 170H97V171H99V172H97V171H95ZM95 173H94V172ZM188 171H191V172H188ZM192 171H193V173H192ZM213 171H215V172H213ZM217 171V172H216ZM92 172V175H91V177H93V178H91L90 176H89V174ZM112 172H113V175H112ZM116 172L118 173L117 175H119V176H117L116 175ZM137 172V173H136ZM146 172V173H145ZM150 172V173H149ZM153 172V173H152ZM187 173V175L189 174L190 175V177L188 176V178H189V180H186V179H188L187 178V176L184 174V173ZM194 172H195V174H194ZM259 172V173H258ZM98 173H99V175H98ZM101 173V174H100ZM250 173V174H249ZM108 174H109V176H108ZM111 174V175H110ZM140 176H139V175ZM147 174V175H146ZM157 174V175H156ZM185 175V178H184V175ZM204 174V175H203ZM212 174H213V176H212ZM222 174H223V176H222ZM256 174V175H255ZM137 175V176H136ZM146 175V176H145ZM151 175V176H150ZM258 175L260 176V177H258ZM122 176V177H121ZM173 176V177H172ZM191 176L193 177V176H198L199 178H197V177H193L194 179H195V181H194V179H192L191 180ZM210 176V177H209ZM254 176H256V177H254ZM114 177V178H113ZM126 179H125V178ZM153 179H152V178ZM216 177V178H215ZM258 177V178H257ZM116 178V179H115ZM147 178V179H146ZM179 178H181V179H179ZM220 178H221V180H220ZM113 179V180H112ZM141 179V178H140ZM150 179V180H149ZM156 179L159 181V182H156L155 183V181H156ZM199 179V180H198ZM212 179H215V180H213V182H212ZM225 179V180H224ZM255 179V180H254ZM125 180V181H124ZM153 180H155L154 182H152ZM185 180V181H184ZM196 180H198L199 181V183H198V181H197V183H196ZM254 180V181H253ZM150 183H149V182ZM177 181H178V185L176 184L177 183ZM188 181H189V183H192L191 181H194L195 183H196V185H198L197 187H196V185H194L195 183H193V186H195V188L193 187V186H191L190 185V187H192V188H187L188 186H189V183H188ZM154 183V185H152V183ZM176 182V183H175ZM96 183V184H95ZM101 183V184H100ZM161 184V185H159V184ZM175 183V185H173ZM186 183H187V187H186ZM207 183V184H206ZM246 183V184H245ZM77 184V183H76ZM86 184V185H85ZM122 184V185H121ZM142 184V183H141ZM148 185V188L149 189H147V185ZM155 184H156V186H155ZM157 184H158V186H157ZM184 184H185V186H184ZM204 184V185H203ZM234 184V185H233ZM86 187H85V186ZM143 185V184H142ZM172 185H173V188H171L172 187ZM115 186V187H114ZM149 186H151V187H154L153 189L151 188V187H149ZM175 186V187H174ZM180 186V187H179ZM246 186V187H245ZM77 187H78V189H77ZM179 187V192H181V193H183V192H185V193H183V198H185L186 199V197H184V194H185V196H187L188 197V195L190 194L191 196H192V199H191V197L189 196L188 198H189V202H186L185 203V199H184V203H183V205H182V203H180V200H178V199H181V194H177L176 192H178V190H174V188H178ZM182 187H183V189H184V187L186 188V190H184V191H182L183 189H182ZM210 187V188H209ZM76 188V189H75ZM112 188V189H111ZM151 188V189H150ZM171 188V189H170ZM248 188V189H247ZM111 189V190H110ZM146 189V190H145ZM172 189L174 190V191H172ZM191 189H192V191H191ZM230 189V190H229ZM246 189V190H245ZM78 190H80V191H78ZM147 190H149V191H152L151 193L149 192V191H147ZM166 190V191H165ZM181 190V191H180ZM100 194V193H102L101 191H104V193L105 194H109V196L107 197V195H104V193H102L103 194V196H101V194H100V198L101 197H103V200H104V197H105V200H107V201H103L102 200V198H101V200H98V197L99 196H97V195H99V194H97L96 195V193L97 192ZM108 191V192H107ZM112 191V192H111ZM149 193V194H152V195H150L149 196V194L147 195V192ZM167 191H169L168 193L170 194H168L167 193ZM170 191H172V192H174V193H176L175 195H174V193L172 194ZM189 191V192H188ZM191 191V192H190ZM212 191V192H211ZM78 192V193H77ZM82 194H81V193ZM92 192V193H91ZM96 192V193H95ZM111 192V193H110ZM166 192V193H165ZM178 192V193H179ZM95 193V194H94ZM116 193V194H115ZM168 194V195H166L165 196V199L166 198H168V199H166V201L168 200V201H172L173 203L170 205V204H168V203H170V202H168V203H166V201H165V199H164V202L166 203V204H164V202H163V197L162 196H164V194ZM189 193V194H188ZM76 194V195H75ZM93 194V195H92ZM112 194V195H111ZM163 194V195H162ZM228 194V195H227ZM80 195V196H79ZM84 195H85V197L87 196L88 197V200H87V198L85 199V197H84ZM171 195L176 199H174L173 197L171 198ZM75 196V197H74ZM77 196L79 197V198H77ZM89 196H91V199H92V196H96L95 198H94V201L92 200V202H91V200H90V197ZM149 198H148V197ZM151 196H153L152 198H151ZM180 196V198H178ZM141 197V196H140ZM162 197V198H161ZM206 197V198H205ZM76 198V199H75ZM99 198V199H100ZM146 198H147V201L148 202H146ZM161 199V201H160V199ZM171 198V199H170ZM183 198L181 199V200H183ZM187 198V199H188ZM80 199V200H79ZM110 199V200H109ZM131 199V200H132ZM139 199V198H138ZM190 199H191V201H190ZM259 199V200H258ZM11 199H9L8 201H10ZM76 200H78L77 202H75ZM83 200H85V202H90L89 204L88 203H85V205L83 204L84 202H83ZM87 200V201H86ZM137 200V199H136ZM150 200V201H149ZM177 202V204H176V202ZM178 200V201H177ZM28 201V200H27ZM96 201V202H95ZM102 202V204H101V202ZM114 202V203H112L113 205L115 204H117L116 206H117V209H118V207H120V205H121V207H120V209H118V213H119V216H117V214H116V217H117V219H115L116 217L115 216H113V211L111 212L110 211V209L108 208L109 206V203L111 204V202ZM124 201H126L127 202V204L126 203H124V204H126L129 208H127L126 207V205H124L123 204V202ZM142 201V202H141ZM145 201V202H144ZM26 202V201H25ZM68 202V203H67ZM145 204H144V203ZM162 202V203H161ZM175 202V203H174ZM180 204H179V203ZM181 202H183V201H181ZM237 202V203H236ZM242 202V203H241ZM0 203H2V202H0ZM24 203V202H23ZM27 203V202H26ZM42 203V202H41ZM107 204V205H105V204ZM142 203L144 204V205H142ZM189 203V204H188ZM233 203V204H232ZM248 203V204H247ZM25 204V203H24ZM52 204H53V206H52ZM82 204H83V206H82ZM86 204H88V205H86ZM111 204V205H112ZM119 204V205H118ZM131 204V203H130ZM163 204V205H162ZM169 206H168V205ZM173 204H174V206H177L178 204V206L177 207H174L173 206ZM176 204V205H175ZM235 204V205H234ZM1 205V204H0ZM3 205V204H2ZM1 205V208H0V210H1V212H0V215H3L2 213H5V215H3L6 219H4L3 220V216H1L0 218H1V222H2V224H4V226H5V220H7V217H10L11 215H9L8 214V216L6 217V215H7V213H11V209L10 210H8V208H6L5 209V206H2ZM5 205V204H4ZM14 205H16V204H14ZM33 206V203H31L30 201H28V204H25V206L23 207V206H21L20 207V209L21 210H23V211H25L27 208H29V207H32ZM97 205V206H96ZM156 205V206H155ZM165 205H167V206H165ZM237 205V206H236ZM10 206H12L13 207V205H9V208H10ZM17 206V205H16ZM60 206V207H59ZM142 206V207H141ZM181 206V207H180ZM59 207V208H58ZM65 209L66 208V211L65 210H63V208ZM115 207V206H114ZM126 207V209H131V210H129V212L127 211H125V209L124 208ZM136 207H137V209L138 210H136ZM140 207V208H139ZM159 207H160V209H159ZM170 207V208H169ZM172 207H174V208H172ZM179 207V208H178ZM246 207V208H245ZM250 208V209H248V208ZM255 207V208H254ZM256 207H258V209L256 208ZM15 208V207H14ZM70 208V209H69ZM80 209L79 210V212H82V213H80L79 215H78V211L77 212H75V210H77V209ZM92 208V209H91ZM98 208V209H99ZM110 208H111V206H110ZM144 208V209H143ZM178 208V210H176ZM181 208V209H180ZM237 208V209H236ZM25 209V210H24ZM31 208H29V210H30ZM47 209H49V208H47ZM117 209H113L114 210V212H116V210ZM122 209L124 210V211H122ZM134 211H133V210ZM156 209V210H155ZM172 209V210H171ZM183 209V210H182ZM246 209H248V210H246ZM255 209H256V211H255ZM4 210H8L9 212H5ZM28 210V209H27ZM27 210H26V212H25V214H22V215H20V216H23V215H26V217L24 216V220L22 219V221H24L23 223H22V221H21V223H22V225H23V227H21V230H22V232H23V230H25L24 232L25 233H29V231H30V229H31V225H32V219H30L31 218V216H30V212L28 213L27 212ZM111 210H112V208H111ZM119 210L123 213H121V212H119ZM150 210V211H149ZM173 213H171L170 211ZM23 211H21L22 213H24ZM74 211V213H76V215L75 214H71V217L70 218H68L69 216H67L66 218L68 219L67 221H66V218H62V217H64V215L66 216V214H69L70 215V213H72ZM132 211V212H131ZM135 211H136V213H135ZM140 211V212H139ZM143 211V212H142ZM153 211V212H152ZM159 214H157L156 212ZM251 211H254V213L252 212L251 213ZM126 212V213H125ZM146 212V213H145ZM148 212V213H147ZM194 212V213H193ZM249 212V213H248ZM48 213V214H47ZM59 213V214H58ZM65 213V214H64ZM131 213V214H130ZM142 213V214H141ZM171 213V214H170ZM213 213V214H212ZM114 214V215H115ZM122 216H121V215ZM135 214L137 215V216H135ZM143 214H145L144 215V217H146V218H144L143 217ZM147 214H150L149 216L147 215ZM197 214V215H196ZM250 214V215H249ZM255 214V215H254ZM49 215V216H48ZM52 215H53V217H52ZM75 215V216H74ZM90 215V216H89ZM104 215H106V217L107 218H105V216ZM170 215V216H169ZM173 215H175V217H173ZM217 215H219V216H217ZM246 215V216H245ZM259 215H261L260 217H259ZM55 216V217H54ZM77 216V217H76ZM79 216L81 217V218H79ZM100 216V215H99ZM109 216L110 217H113V218H109ZM151 216V217H150ZM159 216V217H158ZM248 216V217H247ZM254 216H256V219H257V216L260 218V219H254L255 217ZM45 218V219H42V218ZM60 217V218H59ZM72 217H76V219H74V218H72ZM133 217V218H132ZM135 217H136V220H135ZM137 217H139V218H137ZM158 217V218H157ZM181 217V218H180ZM252 217V218H251ZM254 217V218H253ZM11 219H8V220H13L12 219V217H10ZM21 218H23V217H21ZM48 220H47V219ZM77 218H78V220L81 222H79L78 221V223L76 222L77 221ZM96 218V217H95ZM122 218V219H121ZM161 218V219H160ZM170 218V219H169ZM211 218V219H210ZM217 218V219H216ZM224 218H225V220H224ZM263 218H264V215H263ZM54 219V220H53ZM63 220V222L65 221V223H66V225H64V223H63V225H62V221L61 220ZM72 219V220H71ZM112 219V220H111ZM116 220V221H118V222H114V220ZM139 219H140V221H139ZM144 219V220H143ZM168 219V220H167ZM3 220V221H2ZM8 220H7V224L9 223L8 222ZM27 222H26V221ZM49 222H47V221ZM53 220V221H52ZM58 220V221H57ZM142 220V221H141ZM195 220V221H194ZM251 220H252V222H251ZM16 221V223H17V220H16V218H15V220H13V222H15ZM54 221H55V223H54ZM75 221V222H74ZM107 221H109L110 222V224H108V222ZM113 221V222H112ZM125 221V222H124ZM138 221V222H137ZM226 221V222H225ZM245 221H247V222H245ZM255 221H257V222H255ZM12 221L10 222V225L12 226V227H14L11 223H13ZM30 222V223H29ZM46 222L48 223V224H46ZM52 222V223H51ZM61 222V223H60ZM67 222H68V224H67ZM181 222V223H180ZM241 222V223H240ZM251 222V223H250ZM256 223V225L254 226L255 227V229H251V231H250V228H253V225ZM15 223V224H16ZM45 223V224H44ZM75 223L76 224H78L77 226H78V228H77V226L75 227ZM79 223H80V225H79ZM111 223H113V226H112V224ZM118 223H121V224H119V226H115V224H117L118 225ZM138 223V224H137ZM140 223V224H139ZM148 223V224H147ZM168 223V224H167ZM250 223V225L251 226H248L249 227V229H247L246 227H247V225ZM18 224V223H17ZM19 224H20V222H19ZM42 224V225H41ZM49 224H51V226L49 225ZM125 224V225H124ZM129 224H132L131 225V227L130 226H128ZM137 224V225H136ZM144 224V225H143ZM166 224V225H165ZM221 224V225H220ZM231 224V225H230ZM245 224H246V226H245ZM22 225H20V226H22ZM52 225H53V227H52ZM84 225V226H83ZM127 225V227H125L124 228V226H126ZM134 225V226H133ZM141 225V226H140ZM146 225V226H145ZM188 225V226H187ZM229 225V226H228ZM9 226V224L7 225V227ZM11 226H9V227H11ZM19 226V227H20ZM28 226H30V227H28ZM44 226V227H43ZM47 226V227H46ZM48 226H49V228H48ZM83 226V227H82ZM169 226V227H168ZM192 226V227H191ZM220 226V227H219ZM46 227V228H45ZM57 227H60V225L59 226H57ZM75 227V228H74ZM135 229H137V230H135ZM194 227V228H193ZM208 227V228H207ZM228 227V228H227ZM70 228V229H69ZM76 228H77V230H76ZM124 228V229H123ZM144 228V229H143ZM197 228V229H196ZM206 228V229H205ZM46 229V230H45ZM52 229V230H51ZM134 229V230H133ZM223 229V230H222ZM227 229V230H226ZM44 230H45V232H44ZM73 230H75L74 232H76V233H74L73 232ZM114 230V231H113ZM143 230V231H142ZM147 230V231H146ZM188 230H190V231H188ZM230 230V231H229ZM247 230V231H246ZM41 231H43V232H41ZM48 231V232H47ZM61 231V230H60ZM60 231L58 232V233H60ZM110 231V232H109ZM206 231V232H205ZM31 232V231H30ZM39 232V233H38ZM41 232V233H40ZM47 232V233H46ZM61 232V233H62ZM78 232H81V234H77ZM120 232V233H119ZM123 232H125V230L123 231ZM248 232V233H247ZM115 233V234H116ZM130 234L131 236H133L135 239L133 240V237L131 238V237H129V235L128 234ZM133 233V234H132ZM226 233H228V234H226ZM29 234H31V233H29ZM29 234H24L23 233V235H26L24 238H26V240L27 239H29L31 236L29 235ZM71 234V235H70ZM150 234H152L151 236H149ZM40 235V236H39ZM60 235H62V236H60V237H57V238H60V239H57L56 238V242H58V244L54 241L55 240V238H54V242L57 244V245H54V246H57L56 248H58L59 246H62V245H71V243H72V240L70 239H68V237L67 236H65V235H63V234H60ZM81 235V236H80ZM124 235V236H123ZM155 235V236H154ZM179 235V236H178ZM239 235V236H238ZM244 235V236H243ZM57 236H59V234L57 235ZM66 237V240H65V237ZM153 236L155 237V238H153ZM173 236H175V237H181L182 239H178V238H174ZM202 236V237H201ZM220 236V237H219ZM225 236V237H224ZM116 237H118V240H116L117 238ZM157 237V238H156ZM183 237H184V241H186V242H184L183 244H185V245H183L182 247H181V244L179 245V241L181 240H183ZM188 237V238H187ZM45 238H44V240H45ZM149 238V239H148ZM151 238H153V239H151ZM173 238V239H172ZM190 238V239H189ZM201 238H202V240H201ZM204 238V239H203ZM64 239V240H63ZM120 239V240H119ZM132 239V240H131ZM175 239H178V241L177 240H175ZM187 239V240H186ZM244 239V240H243ZM122 240V241H121ZM151 242H150V241ZM165 240V241H164ZM188 240H189V242L191 243H189L188 242ZM242 242H241V241ZM39 241H40V243H39ZM63 241V242H62ZM69 241H71V243H69ZM121 241V242H120ZM128 241V240H127ZM132 241H134L133 243H132V245L130 244ZM137 241H138V243H137ZM142 241V242H141ZM168 241V242H167ZM174 241V242H173ZM62 242V243H61ZM140 242H141V244H140ZM163 242H165L164 243V246H163V248L161 247L162 246V244L161 243H163ZM171 242V243H170ZM175 242H177L176 244H178L177 246H175ZM60 243L62 244V245H60ZM64 243V244H63ZM135 243V244H134ZM174 243V244H173ZM186 243H188L189 245L188 246H186L187 244ZM242 245H241V244ZM245 243V244H244ZM133 244H134V248H136V249H134L133 248ZM161 244V245H160ZM168 244H170V246L168 245ZM173 245V248H174V246H175V248L177 249V247L178 246H180V247H178V248H181V250L182 251H180L179 250V253H176L178 250H171V251H168L167 249L168 248H170L172 245ZM234 244V245H233ZM238 244V246H235V245H237ZM44 245V244H43ZM65 245L64 246H62L61 247V249H64V248H66L65 247ZM125 245H127L126 247H125ZM140 246V247H137V246ZM168 245V246H167ZM239 245H241V246H239ZM33 246V247H32ZM38 246V247H37ZM52 246V245H51ZM131 246V247H130ZM154 246V247H153ZM191 246V247H190ZM3 247V249L1 248L0 249V257L2 256L3 258H4V260H3V258L0 260V264H18V262H16L15 261V259H16V255H14L13 254V249H12V247H11V245H6V247H4V246H2ZM8 247V249H6ZM11 247V252L10 253H12L14 256H16L15 258L14 257H11L10 258V254H8L9 252H7V251H10L9 250V248ZM53 247V246H52ZM52 247H51V250L54 252V253H56V254H53L52 253V251L50 252V253H52L53 255H49V253H48V255H47V257H46V259H45V262H43L44 264H48V262H49V260H51L53 257L54 258H57V260H59V258H61V257H63V260H64V256H67L66 257V259H67V261H68V258L69 257H71V255H72V251L75 249V247H74V242L72 243V246L70 247L69 246V248H70V250H68L69 248H68V246H67V250H68V254L67 253H65V251H63L64 252V254L62 253V254H59V253H61V252H59V249H60V247L58 248V250L57 249H52ZM145 247V248H144ZM210 247V248H209ZM235 247V248H234ZM33 248V249H32ZM124 248H125V250H124ZM127 248V249H126ZM132 248L134 249L133 251H132ZM159 248H160V250H159ZM162 248V249H161ZM172 247H171V249H173ZM174 248V249H175ZM230 248V249H229ZM235 250H237V248H238V251H234V249ZM131 249V250H130ZM186 249V250H185ZM218 249V250H217ZM3 250H5V251H3ZM158 250V251H157ZM165 250L167 251V252H165ZM170 250V249H169ZM189 250L191 251L190 253H188L189 252ZM232 250V251H231ZM58 251V252H57ZM62 251V250H61ZM132 251V252H131ZM176 251V252H175ZM185 251V252H184ZM209 251V252H208ZM110 251H108L107 250V252H106V258H107V260H109V256L111 257V254L109 253ZM165 252V253H164ZM169 252V253H168ZM170 252H171V254H170ZM220 252V253H219ZM229 252V254H227ZM241 252V251H240ZM239 252V253H240ZM244 253H245V251H243ZM7 253V254H6ZM35 253H36V251H35ZM37 253V254H38ZM138 253V254H137ZM231 253V254H230ZM242 253V252H241ZM2 254V255H1ZM6 254V256H4ZM11 254V256H13ZM33 254H34V252H33ZM33 254L31 253V258L30 257H28V256H26V260L27 259H30V261H31V259H32V256H33ZM57 254H59V255H63V256H60L59 257V255H58V257L56 256H54V255H57ZM67 254V255H66ZM110 254V255H109ZM149 254V255H148ZM166 254H167V256H166ZM190 254H193V255H190ZM215 255V256H214ZM231 255V258L229 257ZM236 255H238L237 253L236 254H234V256H233V258L236 256ZM242 255H244L243 253H242ZM50 256H52V257H50ZM137 256V257H136ZM164 256H166V257H168V258H165ZM50 257V258H49ZM156 257V258H155ZM161 257H164V258H161ZM184 257V258H183ZM14 258V259H13ZM47 258H48V261H47ZM53 258V259H54ZM116 258V257H115ZM158 258V259H157ZM197 258V259H196ZM211 258V259H210ZM228 258H230V261H228L229 259ZM156 259V260H155ZM163 259V260H162ZM231 259L234 261H231ZM14 260V261H13ZM17 260V259H16ZM24 259L22 258V261H23ZM26 260H24L22 263L23 264H30V261H26ZM63 260H61V261H63ZM139 260V261H138ZM153 260H155V261H153ZM158 260V261H157ZM159 260L161 261V262H159ZM191 260H193V262H191ZM203 260V261H202ZM10 261V262H9ZM60 260L58 261L59 263L61 262ZM66 261V262H67ZM118 261V262H119ZM165 260H164V263L166 262ZM220 261V262H219ZM27 262H29V263H27ZM31 262H33V261H31ZM117 262V261H116ZM135 262V263H134ZM152 262V263H151ZM182 262V263H181ZM224 262V263H223ZM34 263V262H33ZM33 263H31V264H33ZM163 263V262H162ZM20 264V263H19ZM34 264H36V263H34ZM49 264H51V261L49 262ZM166 264V263H165Z\"/></svg>",
    "mask_w": 264,
    "mask_h": 264
},
{
    "label": "crops",
    "instance_id": "crops-1",
    "mask_svg": "<svg viewBox=\"0 0 264 264\" xmlns=\"http://www.w3.org/2000/svg\"><path fill=\"white\" fill-rule=\"evenodd\" d=\"M89 220H91L92 221V223L93 224H90L89 222H91V221H89L88 223L91 225H87V227L84 229V230H86L87 232H85L84 234H83V238L81 237V238H79L80 239V241H82V242H80L78 239H73V242H74V247H75V249L72 251V255H71V257H69L68 258V262H66V263H64L63 262V264H94V263H98V264H108V262L109 261H111L112 259L110 258L108 261H106V252H107V250H109L110 251V249H111V251L114 253V251H115V246H114V244L113 243H115L116 244V241L115 242H113L112 240H115V237H113V236H111L112 238H110V240L111 241H108L109 240V238H107V237H110L109 235L108 236H105V234H108L107 233V230L105 229L106 228V222L105 221H103V220H101V219H99V218H90ZM98 224H97V223ZM102 222V223H101ZM94 223L96 224V226L95 227H97L95 230H93L94 228L92 227V225L94 226ZM99 224H100V226H99ZM104 226H105V228H104ZM88 227H89V229H88ZM93 229H92V228ZM100 227V229H103V230H106V231H103V230H101L102 232H104L103 234H104V238H107V240H106V244H104L103 245V241L105 240L104 238V240H101L102 239V237H103V234H99L100 236H98V233H102V232H98V231H100V229H98ZM88 229V230H87ZM94 231V232H93ZM97 231V232H96ZM93 232V233H92ZM95 233L97 234V238H96V235H95ZM86 236V237H85ZM99 237V238H98ZM89 238H92L93 239V242L94 243H92L90 240H89ZM83 239V240H82ZM84 239H85V241L87 240H89L88 241V245L87 244H85L84 242ZM99 240H101L103 243L101 244V241H99ZM76 241H77V243H76ZM82 244V245H79V247H78V244H80L79 242ZM97 241V242H96ZM89 242H91V244L93 245V246H97V248L96 247H93L92 245H90L89 244ZM96 242V243H95ZM107 242H109V243H107ZM113 242V243H112ZM98 244H100V246L101 245H103V247L101 246V247H99L98 246ZM113 244V248H108V247H110V245H112ZM87 247L86 249H84L85 248V246ZM90 245V246H89ZM80 246H82L81 248H80ZM92 246V247H91ZM105 246V247H104ZM89 247V248H88ZM91 247V248H90ZM112 247V246H111ZM108 248V249H107ZM96 252V253H95ZM113 253H110L111 255L113 254ZM77 254V255H76ZM79 254V255H78ZM99 255L100 257H95V258H99V259H102V260H104V261H102L101 263H100V261H98V260H96V261H98V262H96L95 261V259H94V257L93 256H95V255ZM91 255V256H90ZM93 255V256H92ZM96 255V256H97ZM76 256V257H75ZM90 256V257H89ZM87 257H88V259H87ZM105 259H104V258ZM77 258V259H76ZM80 258V259H79ZM81 258H84L82 261H81ZM89 259H92L91 261H88ZM77 260V261H76ZM80 260V261H79ZM86 260V261H85ZM94 260V261H93ZM112 261H114V260H112ZM109 262V264L111 263H116V261H114V262ZM107 262V263H106ZM120 262V261H119ZM60 263H62V262H60ZM52 264V263H51ZM58 264V263H57ZM117 264H121V263H117Z\"/></svg>",
    "mask_w": 264,
    "mask_h": 264
}]
</instances>
